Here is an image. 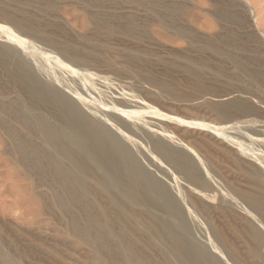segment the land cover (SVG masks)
Returning <instances> with one entry per match:
<instances>
[{"label":"bare ground","instance_id":"1","mask_svg":"<svg viewBox=\"0 0 264 264\" xmlns=\"http://www.w3.org/2000/svg\"><path fill=\"white\" fill-rule=\"evenodd\" d=\"M27 1L24 2L21 0V2H23L22 3L23 7H24V3H27ZM45 1L47 3H50V2H48V0H45ZM45 1L43 0L44 5H45ZM89 1H87L85 3V8L87 6L86 4H88V3L92 6V8L93 7L96 8L97 6H99V3L103 0H101L100 2H98V0H92V1L89 0ZM119 1L121 2V0H119ZM122 1L124 3L126 2L125 5L126 4L129 5L131 2L137 3V1H139V0H122ZM142 1H144V0H142ZM151 1H153V0H151ZM156 1H158V0H156ZM156 1H153L152 3L156 7L154 9L156 12V19L160 22V23H158V22L157 23L159 25L162 24L161 26L164 27V30H167V33L163 32L164 30L163 31L161 30L160 33L163 32V33H165V35L166 34L169 35L168 31L171 30V31H174L173 33H175L178 38L189 39L190 40L189 46L191 45V48L188 51L190 53L192 52L196 55L192 56L193 54L192 55L186 54L185 56L183 55V57H180V53H179V56L177 57V54L174 51L173 52L176 55H173L172 54L173 52L169 50L170 52H168V53L172 52L171 55L176 56V57L171 58V59H168V58L167 59H161L159 57L158 59H153L155 61H152V59L150 60L148 56L151 52H154L155 50L151 51V52H149L150 50H148L149 53H146L144 51L147 55L145 53H142L143 54L142 55V54H140L141 53L140 50L138 51V49H135V47H134V49H133V47L128 48L129 45H127V47H126V45L123 44V45H125L124 47H126V48H123V50L119 51L120 48L123 46L121 43L122 46H120V48H117L116 50L112 51L117 56L116 55L112 56L113 53H111V58L107 57V55L110 54L108 52L113 50V49H111V50L108 49V52L105 53L107 51L106 49L108 47H112V45L114 44L113 42H111L112 40H110L113 35L112 36L110 35V38H108V39L111 42V46H109L110 45V42H109V45H107V48L105 49V51H103L104 50L103 48L106 46L105 45L106 43L104 44L103 40H105V42L108 41L105 38L108 37L109 34H114V33L116 34L117 33L115 35L117 37L118 32L119 33L122 32V35L124 34L123 36H125V35L127 36V37H123V38L128 39L129 36L130 37L134 36L133 40H135V37H136L135 35L136 34H138V35L142 34V36H143L145 29L142 28L143 26L141 27L138 25V27H141V29L142 30L144 29V30L143 31H140L141 29L137 30L138 29L137 26L134 27L135 24L134 25L132 24L130 26H129V24H128V26L127 25L121 26V24L123 25L124 21H123V23L120 24L119 21H117V20L114 21V19H109V17H107L108 23L110 22V24L111 23L113 24L114 22H117V23L119 22L118 24H120V25H118V26H120L121 28L119 27L120 29L118 28V30H117L116 28L118 26L116 25L117 27L115 28L114 27L115 23L113 24L114 28L110 27V24H107V22H105L106 18H103V16L101 15L103 13L100 14L99 11H98V13H97V11L91 12L89 5H88V7H89L88 9H90V12L86 11V10H88L87 8H86V10L84 9L82 11V12L86 11L87 13H90V14H88L87 15L88 17H86V18L84 16H83L84 18L82 17L83 19L81 18L82 20H84V21H82L83 27H81V28L82 29L84 28V31L86 30L85 32H88V31H90V32L86 33L84 35H80V37H82L81 38L82 40L80 38L79 39L83 42V43H81V41H80L81 44H79L82 46L81 49H78L79 47H77V48L75 47L79 41L78 40L74 41V39L72 37L71 38L73 40H71V41H74L75 43L78 41L75 46H72L73 44H75L73 42H72L73 44L68 43L70 41L69 40L70 38L68 39L69 41H67V42L65 40H63L64 42L61 41L62 42L61 43L59 41V43H58V41H56V40L59 39V36L55 34L56 32L53 34L58 36V37L55 36L58 39L51 38L54 36L52 33H50L51 35H53L51 37L48 36L47 34L45 35L43 30L44 31L48 30L47 27L49 26V23H50L49 19L46 18L47 16L46 17L44 16V17L49 22L44 21V19H43L44 17H42V15L40 18L43 19L44 23L42 22V20L38 21L39 15L37 16L35 14V12H33V11L29 12V14H31V16H30V15L26 14L27 12H25V11H27V9H25V11H24L25 13H24L21 10V8L18 6L17 8H19V9L17 10L16 6H15L17 4L16 1L14 2V4L15 3L16 4L13 7L11 6V4L8 3L10 5V6L8 5V8L9 7L10 8L15 7L14 10L19 11V13L21 12L22 15L17 16L16 12H14V10L12 8H11L12 11L8 10V8L7 9L3 8V6L0 9V19L2 20V23L4 21H5V23L8 22V24L12 23V25H14L16 30L19 31V34L17 35L18 32L17 33H16V31L14 32V28L12 27L13 28L12 29L8 25L9 30H8V28L3 29L4 31L7 29L9 31V32H7V30H6V32L8 34L10 33L11 30H13L12 33L14 32L13 34L14 35L16 34L17 36H19L20 33H24L23 35H26V34L32 35L30 37H36L37 38V36H33V35L34 34L38 35L43 41H46V43L47 42L51 43V46H53L54 44L58 45V48H56V49L62 50L63 51L62 53L64 55L68 56L67 59L70 57L72 60H74L73 61L74 63H75V61L81 62L80 64H82V65H80V66H81L82 70H79L80 68H79L78 64L77 65H74L72 63L70 64L69 63L70 61L68 62L67 60H64L59 55L60 51H57V53L52 52V51H46L47 49L44 50L43 48H41L39 46L40 44L39 45L37 44V45L39 46V48H41V50H35L34 54H30L32 50L34 51V47H36V46L33 47V45L37 43V42L34 43V41L31 42V43H33V45L30 46V48H29L30 53L28 50V53L30 54V56L33 55L32 58L36 59V57H34V56H37V57L39 56L40 57L39 60L40 59L44 60L45 58H46L45 60H47V61H48V59H51L53 61L55 60V61H57L58 64H60L57 66L60 67L61 65H63V67L65 69H67V70L69 69L68 72L71 70V73H75L76 75L78 74V76L84 72V76H85V74H89L91 76L90 78L94 77V79H97L99 81L101 79L106 80L105 83H108L109 81H111L110 80V78H112L111 75L118 76V78L120 77V79H122L124 77V79H129V81L133 80V79H130V77H132V78H134V80L136 79L135 80L136 83L138 82L140 84V86L141 85L143 86V87L141 86L142 88H146L145 93H143V92L136 93L132 90H131V92L124 90L123 93H121V91H120V92H118V94L121 93L120 94L121 97H120V95H119V97H115V95L113 94V91L111 93V96H109L110 94L104 90V88H105L104 85H106V84H104V85L102 84L104 86V88H101V87L96 88V89L94 88L97 91V92H95V94L96 95H98L97 93L100 94L99 100L101 102L99 103V101H97V100L94 101L96 99V96L94 98H92V99H94L93 101L95 103L98 102V104H100V107L102 108V110H104L106 112H111V113L113 112L115 115L117 114V118H118V120H114L108 116L109 114L105 115L104 114L105 112L104 113L102 112L101 114H103V117H104V120H106L105 121L106 123H103L102 126H97V125L93 124V122L89 119L87 114L81 109V107H83V106H81V105H80L81 107L79 106V102H80V104L81 103L85 104V102L87 103L89 101L88 97L91 96L90 94H92V92L95 91V90L92 91L93 86H91L92 87L91 89L89 88L91 83L89 85V83L85 81L88 79V76H86L87 79L85 77H84L85 79L83 78L85 82L82 80H81V82H83V84L85 83L84 85H86V83L88 84V86H86V87H88L91 90L90 91L91 93H89V91H88L89 89L85 88V86H84L83 87L84 89H88V90H86L88 92L84 91L85 95L83 94L84 93L83 91H82L83 93H81V89H80V91H78L79 89L78 90H72L70 88H69V90L71 92H68L70 95L69 96L65 95L67 93V91L64 94L63 92H60L61 89L59 90V89L52 87L50 85L49 86L46 85L44 82H42L44 79L41 80L39 78V76L37 77L31 71L32 69H30L31 67H29V65H28L29 62L27 63L26 60L23 58V56H25V58H26L29 55L28 53L26 54L27 50L21 51L22 49H26L25 45H28L27 43L31 44L30 42H27L26 44L23 43L25 36L24 37L22 36L23 39L18 38V37L16 39V37L11 35V33L9 35L6 34V37L7 36L14 37L15 40H17L18 45H16V48H15L13 41H12V40H14V38H13L10 40L12 41V44H13L12 46L14 48L11 46V48H9L7 50L4 47L0 46V143L2 142V145L6 146V147H3L4 151L7 150L5 152L6 153L5 157L8 154L12 158V160L7 158V159L11 160V162L9 161L10 164L15 165L16 163H18V167L20 166L19 168H17L18 170H16V168L14 170V172L20 170L19 173L16 172V174L18 173V175H17L18 177L15 176L14 175L15 173L13 172V175L16 177V179L19 178L18 180L22 182L23 179H20V177L23 176L26 179V181L29 180V183L28 182L25 183V179H24V183L22 182V184H24L25 186L21 185V186H23V188L20 187V185H18V187H20L18 189L13 188L14 186L12 188H13V190L17 189L19 191H24V188H27L26 184L33 185L34 184L33 181H35L36 182L35 187L34 186H32V188L30 186L29 187L31 188L32 192L33 191L36 192L35 191L36 188H38V189L40 188V190L42 188V190H43L42 192H40V190H39V193H40L39 196L44 201L45 206L42 203L43 201H39V198H37L38 202H36L37 200L34 199V197H36V196L31 194L32 192L29 193L31 191L29 187H28V189L30 191L25 190L24 192L26 193L27 191H29L28 192L29 194L27 195L28 197H29V195H30V197H31V195L34 196V197L32 196L33 198H31V199H34L36 201H33L32 203L36 202V203H38V205L40 203H42V205L45 207L44 209L47 211V214L49 213L51 215L50 216L48 214V216H50V217L53 216L54 221L56 218V220L61 224V227H63L65 229V231H63L64 229L62 228L63 230L61 229V232H63V233L59 232L60 231V229H58L59 227H57V229L59 231L56 230L55 225L57 222L56 223L54 222L55 225L53 226L55 231L51 230L53 227H50L51 225L48 224L50 222L51 218L49 219V222L47 221V223H46V221L43 220V218L46 217L45 216L42 218L43 221L38 220V222H36V220H35L36 223H33L34 225H36V228L39 231V234L37 232L34 233L36 231L35 228H34L35 230L33 229L34 232L29 228L30 224L32 226V223L30 221H29L30 224L27 223V225L29 226L27 228H29L31 230V233L28 231V229H24L25 227L24 228L20 227L22 229L19 228L20 230H22V232L24 229L25 230L24 233L27 231L29 233L28 235L30 237L28 236L29 237L28 241H25V243H24L23 242L24 240L21 241V239L18 238L19 235H15V233H16L15 231H14V233H10L9 238H8V236L4 235V230L6 232L7 228L14 223L8 225V227L6 226L5 229H4V227H5L4 224H2V225L0 224V226H2V227H0V264H21L22 262H25V260H26V262L28 260L29 261L32 260V262H33V261H35L34 259H36V258L38 259L39 257H40V261H41V259L43 260V257H44V260H43L44 264H70L71 260H72L71 257L73 258V256H71L69 258L71 260L68 259L70 261V263H66V261H68V260L67 259L65 260V258H68L69 254L65 251L68 254V255H65V252H64V248L65 249L68 248V244H70V246L74 245L75 247L77 246L76 244H79V247H80V245L85 246L84 248H85V251H87V252L85 253V251H84V253L86 255V259L88 261V264H222V262L213 258V256L211 254H210L211 255L210 256L206 251H204L203 247H202L203 249H201L198 247L199 245L195 246V245L191 244V241L189 242L186 239L187 236L185 237L183 234L176 232V230L174 229L175 226L172 225L173 223L170 224V222H171V220L175 221L173 218L177 219L178 222H180V223L182 221V220L180 221V218L182 219V217H180L181 216L180 214L182 212L177 207V204H176L177 202L175 203V201L172 197V194L170 193V190L167 188V186L163 182H161L159 178H157L158 175L155 176L153 173H151V171L147 170L146 168H144L141 165L139 158L136 156V154L132 151V149L128 146L127 143L125 144L124 138L128 139L129 137L128 138H126V137L130 136L131 139L132 138L137 139L136 141L139 142L138 145L141 144V146L144 148V151L146 149L145 152L148 151L147 153H150L153 155V156H151L152 159H154V157H155L158 160H156V159H154V160L161 161L162 164L164 163L165 165H163V167L165 166L164 167L165 169H167L166 167H169L168 173L163 172L161 170L162 171L161 173H165V176L167 179L171 180V178H173L175 176L179 179V181L181 179V180H184L185 182H187V184L189 185V188H191V190H193V192L195 194L198 193V196H201L205 199H207V198L212 199L214 196H211V194H212V193H210L211 191L209 193L204 192L205 189L209 190V188H210V183L206 180V179H209L212 177L209 175L210 177L208 178V176L206 175V173H208L207 171H209L210 169L208 170L207 165H206L207 162H205L204 159L199 154L198 151H200V149L197 150L198 148L207 147V146H205L206 144L204 145L201 142V140H199V141L197 140V136L205 135V134L204 133L193 134L192 131H191V133H189L190 130L188 131L184 127L185 125L187 126L188 124H191V126L193 125L195 128L201 129V128L205 127V125H207V124H205L206 121H205V123L200 124V122H199L200 120L198 121L197 118H194L195 120L197 119L196 122H193V121L190 122V120L193 118H190V117L185 118L186 116L181 117V115L178 111H180L179 109L182 110V108H186L190 111L191 110L193 111V110H198L199 107H202V108L205 107L207 112H209L210 114H213V116L217 119V121L220 122V124L219 123L217 125L215 124L216 126H213L214 125L213 123H212L213 124L212 126H210L211 124H209V126H210L209 129L211 131H213L211 133L209 132V135L211 134L214 137H215V135H220L221 133H224L223 131L226 128L227 129H229L230 127L233 129L236 128L235 127L236 122H234V121L238 117H250L253 115L256 116L257 114H259L258 116H260V114H262V113L264 114V110H262V109H264V107L262 108V106H261L260 108H258L259 105L256 106L257 104L256 105L252 104L251 101L247 100L246 98L235 99V100H230V98H228V100H230V101L224 99L226 96H230V94L228 95V93L224 94L226 92L225 89H227V88H225L224 85H227V84L230 86L229 87L230 90H233V91L237 90V91H240V93L243 92L244 94L248 93V92H246L247 88H246V91L243 89L242 83L245 82L244 77L249 79V81L251 80L252 83L256 87L257 86L258 87H264V50H263L264 48L261 50L258 48V45H257V47H254V45L257 43V44H260V48H261L262 46H264V41H263V39H260L257 32L256 33L251 32L248 35V38H249V41L252 42V44H253L252 48L248 49V47L246 48V47L238 46V45H236L235 40L232 37H229V34H231L230 36H232V33H230L231 32L230 30H229L230 31L229 32L226 29V28H228V26L224 28V29H226L224 31L225 33H226V31L229 32L228 36L225 35V33L223 34V36H220L216 33V35L213 34V36L212 37L210 36L209 38H205V36L202 35L203 36V39H202V37L197 35L196 32L195 33L192 32L193 30L190 28L192 25L189 27L191 30L187 28L189 25H187V27L183 25L186 28L180 26L182 23L180 25H178L179 21L177 19V15H178V17L180 15L177 12L179 11V9L181 7L178 6V4L176 3L177 0L176 1L173 0L172 1L173 4H169L171 6L170 7L168 6L167 8L165 7L166 5H164V3H166L165 1H167V0H165L163 4H162L163 0L160 1L161 3L160 2L157 3ZM174 1H175V3H174ZM217 1L218 0H216V3L219 4V2H217ZM220 1H221L220 4L222 3V5H223L222 0H220ZM226 1L229 3V0H226ZM21 2H18V4L21 5ZM31 2L28 1V4H26L25 7L27 5L30 6L29 3H31ZM39 2L40 1L38 0V3ZM41 2H42V0H41ZM83 2H85V1H83ZM115 2H117V0ZM115 2H113V4H115V6H116ZM169 2L171 3V0L168 1V3ZM213 2H214V0H213ZM224 2H225V0H224ZM235 2L236 1H233L232 4L234 5ZM263 2L259 3L257 5L263 4ZM2 3H6V6H7L6 1H3ZM52 3H54V2L51 1V4H47L44 7L41 4L44 9L41 6H38L37 8H40V9L42 8L43 10L38 9L36 11H44L45 10L50 14H52L51 12H53V15H54L55 14L54 8L56 5H54ZM57 3H58V1H57ZM104 3H107V1L105 2V0H104ZM228 3H226L227 6L229 5ZM58 4H60V3H58ZM119 4L122 5V2ZM141 4H142V6H144L143 3H141ZM180 4H181V2H180ZM215 4H213V5H215ZM3 5H5V4H3ZM173 5H176L179 8L176 6H173ZM254 5H255V3H254ZM254 5H252V6H254ZM34 6H32V10H33ZM106 6H107V4H106ZM117 6H118V3H117ZM122 6H124V5H122ZM154 6H152V7H154ZM238 6L239 5H237V8H238ZM243 6H244V4H243ZM82 7L84 8V6H82ZM82 7L80 8L81 10L83 9ZM100 7L102 8V4L99 6V8ZM152 7H151V9H152ZM216 7L217 6H215V8ZM26 8H28V7H26ZM145 8H146V6H145ZM29 9H30V7H29ZM29 9H28V11L31 10V9L30 10ZM123 9H124V7H123ZM177 9H178V11H177ZM220 9H221V7H220ZM93 10L95 11V9H92V11ZM154 10L152 9L151 11L154 12ZM164 10H166L167 12H165ZM200 10H202V9H200ZM231 10L232 9H230L231 13H228L223 9V10L219 11L218 15H219V17H221L223 19H227V20L232 21V22L233 21L238 22V24L241 23L239 25V26H241L242 22L239 23V21H241V20L243 21V19L239 20L238 19L239 16H237L236 14H233L234 12ZM257 10H258V8H257ZM45 11L43 13H45ZM57 11H58V9H57ZM151 11L149 13H152ZM33 13L36 15V16L35 15L34 16L38 20L32 16ZM43 13H39V14H43ZM119 13H121V12H119ZM119 13H117V14H119ZM215 13H217V11L216 12L214 11V14ZM259 13H258V15H260ZM37 14H38V12H37ZM129 14H130V17L133 18V16H131L132 14L131 13H129ZM211 14H213V13H211ZM253 14H251V15H253ZM55 15L58 17V14H55ZM100 15L105 20H103L100 17ZM104 15L106 16V14H104ZM111 15L113 17L114 13L113 14L111 13ZM111 15H110V17H111ZM119 15H117V17ZM85 16H86V14H85ZM126 16H127V14H126ZM126 16L123 18L126 19ZM184 16H186V15H184ZM149 17H150V15H149ZM52 18H54V17H52ZM119 18H120V16H119ZM119 18H117V19L118 20L123 19V18H121V19H119ZM150 18L154 19L155 17H150ZM208 18H210L209 15H208ZM50 19H51V16H50ZM56 19H57V21H59L58 18H56ZM56 19H54V20L56 21ZM127 19L130 20L129 16H127ZM127 19L125 20V22H127ZM146 19H148V17ZM248 19H247V21L246 20H244V21H246V23H248ZM109 20H113L114 22L109 21ZM133 20L134 19H131L130 21H132V23H134ZM148 20H150V19H148ZM199 20L200 19H198V21ZM204 20H205V18H204ZM220 20L221 19H219V18L217 19L218 22ZM251 20L249 23H251ZM229 21H225V22L227 23ZM254 21H256V20L254 19ZM103 22H105V24H107L108 26H104ZM153 22H156V21L153 20ZM225 22H223V23H225ZM258 22H262L264 24V17L261 20H259ZM54 23L56 24V22H54ZM54 23H53V26H54ZM61 23L59 24L60 26L63 25V23L62 24ZM220 23H221V21H220ZM229 23L232 24L231 22H229ZM46 24H47V26H46ZM125 24H127V23H125ZM149 24L151 25L150 22H149ZM158 24H156V25H158ZM204 24H203V26H204ZM248 24H247V26H248ZM56 25H58V24H56ZM5 26H7V24ZM45 26H46V30L44 29ZM50 26H52V23L50 24ZM60 26L59 27L56 26V27L62 33L61 35L66 36V38H67V34L64 32L65 30L63 28L61 29ZM161 26H159V27L162 29ZM207 26L209 27V24ZM253 26H254V22H253ZM256 26H254V28ZM54 27H52V28L54 29ZM91 27H93V28H91ZM208 27H206V28L210 31V29ZM220 27H221V25H220ZM57 28H55V29H57ZM90 28L92 30H90ZM206 28H204V30ZM217 28H215V29H217ZM222 28H223V26H222ZM240 28L243 29V26H241ZM93 29H94V31H93ZM146 29H148V28H146ZM207 29L205 31H207ZM228 29H231V28H228ZM232 29H234L233 26H232ZM242 29H240L241 32H242ZM247 29L249 30V28H247ZM50 30H49V32H51ZM59 31L57 32L58 34L60 33ZM91 31H93V32H91ZM139 31L141 32V34H139ZM233 31L234 30H232V32ZM49 32H46V33L49 34ZM212 32H214V31H212ZM238 32H240V31H237V33ZM246 32L247 31L245 29V32H242V34L246 33ZM261 32L263 33V29L261 30ZM28 33H33V34H28ZM104 33H108V36L105 37L104 35H107V34H104ZM220 33L222 35V32H220ZM258 33H259V31H258ZM262 33L260 35H263ZM147 34H144V35H146L145 38L147 37ZM3 35L5 36V34H3ZM68 35H70L69 32H68ZM75 36H76V38H78L76 34H75ZM75 36H74V38H75ZM102 36L105 38H102ZM116 37H114V38H116ZM138 37H136V39L138 38L137 40L140 39V36H138ZM27 38H28V36H27ZM63 38H65V37H63ZM20 39L22 41H20ZM28 39H30V38H28ZM122 39H121V41L125 40V39L124 40H122ZM182 39H181V41H182ZM38 40H40V39H38ZM38 40L36 39V41H38ZM244 40H241V41H244ZM26 41H28V40H25V42ZM31 41H32V39H31ZM245 41L243 42V44L247 42V41L246 42ZM249 41L247 42L248 44H249ZM8 42L11 43L10 41H8ZM40 42H42V41H40ZM9 45H11V44H9ZM79 45H77V46H79ZM130 45H132V44H130ZM135 45H137L136 47L138 48V44H135ZM17 46L22 48V49H20V48L18 49ZM118 46L119 45H117V47ZM234 46L236 47L237 51L231 52L230 48L231 47L233 48ZM48 47H50V45ZM113 47H116V46H113ZM31 48H33V49H31ZM54 48H52V50ZM142 48H144V46ZM42 49H43V51H42ZM116 51H118V52L116 53ZM156 53L157 52H155V54ZM249 53H251V54H249ZM14 54H17V56L19 55L21 57V60H18V59H20L19 57L17 58V61H16L15 57H14L15 59H13L12 56ZM155 54H154V56H156ZM160 54L163 55L161 52H160ZM157 55L159 56V53ZM165 55L167 56V54H165ZM30 56H28L27 60L30 59ZM166 56H165V58H166ZM42 57H43V59H42ZM35 59L33 61H35ZM117 59H119V61L121 59L123 61L124 65H126V66L123 67L122 65H120L123 68H119L118 67L119 64H118ZM39 60H36V62L37 61L39 62ZM50 61H48V62H50ZM40 63H38V64H40ZM44 63L43 64L41 63V64L44 65ZM57 63L55 62V64H57ZM47 64H50V63H47ZM160 64H162V66L164 68L161 70V71L164 70L163 76L161 75V74H163V72H161V74L156 72L157 70H159L162 67V66H160ZM83 65H84V67L85 66L86 67L92 66V67H97V68L101 67V66L105 67V65H106L107 69L109 68L110 73H112V74H110L111 77L109 78V77L105 76L104 73L109 72L107 70H104L106 72H104L103 73L104 76H102L101 70H103V69L99 68L100 70H98L96 68L99 72L101 71L100 72L101 76H99V75L95 74V72L92 73L91 71L89 72L88 70H83V68H82ZM156 65H158L160 67L159 68L157 66L159 68L157 70L155 69ZM228 65L229 66L232 65V67H234L232 69L233 70L235 69L238 72L236 73L234 71L233 72L234 74L231 75L232 72L228 70V68H229ZM36 66L38 68H40L37 64H36ZM44 68H46V67L41 68V70H44ZM64 68H62V69L64 70ZM77 68H79V69H77ZM52 70L54 71L53 68H52ZM90 70L93 71V69H90ZM94 71H96V70L94 69ZM211 71L215 72L219 76L217 78H209L210 80H213V82L212 81L208 82L206 80V76L211 75L212 74ZM228 71L231 74L228 73ZM50 72L48 71L49 74H50ZM55 73L56 72H53L52 74L55 75ZM156 73H158L159 75ZM75 74H74V76H76ZM157 75L162 76V77L159 78ZM55 77H57V76H55ZM80 77H83V75H81ZM90 78L88 79V81L92 82L93 79L91 81ZM222 78L223 79L229 78V80L231 79L234 83L228 81V83L226 84L227 81H222ZM55 80H58V78H55ZM104 80H101V81H104ZM59 81H60V79H59ZM72 81H74V80H72ZM114 81H111V83H113ZM94 82H92V83H94ZM117 82H119V81H116L115 84H118ZM66 83L67 82H65L64 85H67ZM68 83H70V82L68 81ZM72 83H74V82H72ZM126 84H128V83H126ZM250 84H251V82H249V85ZM59 85H61V84H59ZM129 85H131L130 82H129ZM96 86L98 87L99 85H96ZM119 86H120V84H119ZM132 86H134V85L132 84ZM250 86H252V85H250ZM136 87H139V86H136ZM106 88H107V86H106ZM111 88L114 89L113 87H111ZM253 88H251V92H253ZM6 89L9 91H12L13 95L16 94V97L14 98L13 96H10L9 93H7L8 91L6 92ZM120 90H122V89H120ZM248 90L250 91L249 88H248ZM62 91H64V89ZM137 91H139V90H137ZM6 93L8 94V96H7L8 98L5 96ZM86 93L87 94L89 93V95H86ZM232 93L233 92H231V94ZM257 93L261 94L260 90H258ZM248 94L250 95V93H248ZM92 95L94 96V94H92ZM254 95H256V94H254ZM254 95H251V96H254ZM86 96H88V97L85 98ZM257 96L258 95H256V97ZM9 97H13L14 99H11V98L9 99ZM107 97L111 99L108 102H106V99H105ZM206 97L217 98V100L209 101L206 99L202 103L197 102L201 99L202 100L205 99ZM259 98H261V97H259ZM87 99H88V101H87ZM92 99L90 97V101ZM163 99L173 101L174 102L173 107L175 106V108L177 109L176 112H167V110L166 111H164L163 109L161 110L160 109L161 107L158 108L157 106L163 105V103H164V102H162ZM92 102H90V103H92ZM161 103H162V105H161ZM261 103L264 104V102H261ZM165 104H167V103L165 102ZM85 105L87 108L89 107V106H87L88 104H85ZM94 106L96 107V105H94ZM167 106L171 107L172 105L170 106V104L169 105L167 104ZM162 107L164 108L165 106H162ZM43 108L44 109L48 108L46 110L52 109L54 114H50L48 111V113H49L48 115H53L54 117L51 116L53 118H50V116L49 117L45 116L43 114L45 112H43V113L41 112V109H43ZM95 109H97V108H95ZM88 110H90V109L88 108ZM98 111H100V110L98 109ZM111 113H110V115H111ZM89 114H90V112H89ZM46 115H47V113H46ZM99 116H100V114H99ZM113 116L114 115H111V117H113ZM188 119H190V120L187 121ZM262 119H264V117ZM202 122H204V121H202ZM107 123H109V125ZM207 123H209V122H207ZM244 123H245V121H244ZM259 124H261V123H259ZM188 126H189V128L188 127L187 128L190 129L191 126L190 125H188ZM110 127L113 129V131ZM114 128L119 130L122 133V135L120 133L119 134L118 133L116 134V132L114 133V131H116ZM209 129H208V131H209ZM227 129L225 130V133H227ZM229 130L231 131L232 129H229ZM208 131H206V132H208ZM246 133L248 134V132H246ZM118 135H120V136H118ZM195 135H197V136H195ZM227 135L223 134L222 137L224 136V138H225V136H226L227 138L228 137L231 138L230 135L229 136H227ZM236 135H238V133ZM194 136L196 138H194ZM31 137L32 138L35 137L34 139H37V142H36V140L31 142V140H30ZM200 137L203 138V136H200ZM205 137H206V135H205ZM216 138L218 139V137H216ZM233 138L234 137L231 138L232 141H235V138L234 139ZM231 139H230V141H231ZM260 139H262V138H260ZM228 140L229 139L225 140V142H228ZM257 140H259V139H257ZM127 141L130 142L131 140H127ZM136 141H134V144H133V142L131 144L135 145V143H137ZM210 141H212V140H210ZM237 142H236L237 143L236 145H238L239 143L241 144V141L238 140ZM212 143H215V142L213 141ZM229 143L232 145L231 142H229ZM242 144H244V143H242ZM245 144H246V142H245ZM248 144L249 143H247L246 145L248 146ZM138 145L135 148H137ZM219 145H221V144H218V146ZM251 145L253 146V144H251ZM218 146H216L217 149H219ZM235 146H234V148H236ZM240 147H243V145L242 146L238 145L237 148L240 150L241 149ZM0 148L2 149V147H0ZM139 148H137L136 151ZM143 148H142V150H143ZM207 148H209V145ZM210 148H212V147H210ZM213 149H214V147H213ZM249 149L251 150V148H249ZM208 150L209 149H207V151ZM244 150H245V148H244ZM210 151L211 150L208 151L209 156H211L212 153H214L213 152L214 150H212L211 153H210ZM139 152H141V151H139ZM139 152L137 154H139ZM215 152H216V150H215ZM240 152H241V150H240ZM244 152L242 154H244ZM248 152L250 153L251 151L248 150ZM248 152H245V154ZM251 153H253V151ZM2 154H4V152H2ZM150 154H149V156H150ZM217 154H218V152L216 153V155ZM228 155H230V153ZM232 155H231V157H232ZM249 155L250 154H247V156H249ZM253 155H254V153L250 156H253ZM205 156L207 157V152H206ZM205 156H203V157H205ZM233 156L235 158V155H233ZM7 157H9V156H7ZM151 157H149V159ZM212 157H214V156H212ZM217 157H219V156H217ZM260 157H261V155H260ZM216 158H215V160H216ZM227 158H229V157H227ZM13 159H14V161H13ZM152 159H151V161H152ZM219 159L217 158V160H219ZM222 159L224 160V158H222ZM222 159H221V161H217V160L216 161L221 163ZM229 159H227L225 161H226V163L231 164L228 162ZM211 160H209V161H211ZM231 160H232V158H231ZM15 161H16V163L13 164L12 162H15ZM225 161H224V164H226ZM251 161H252V159H251ZM155 162H153V163L155 164ZM161 163H160V165H161ZM234 163L237 164V161H234ZM248 163H246V164H248ZM259 163H262V162L259 161ZM0 164L3 165V161ZM5 165H7V162L5 163ZM263 165H259V166H261L260 168H262ZM161 166H160V168H162ZM209 166H211V164L209 165V163H208V167ZM214 166H215V163H214ZM219 166H221V165L219 164ZM228 166L229 165H227V169H228ZM233 166L234 165H232V167L231 166L230 167L233 168ZM248 166H250V163ZM251 166H253V165H251ZM5 167L6 166H4V168ZM234 167H236V166H234ZM241 167H242V165H241ZM243 167H244V164H243ZM220 168H218L219 171H220ZM225 168H226V166H225ZM225 168H223V169H225ZM201 169H202L204 175L202 174ZM216 169H217V167H216ZM235 169H237V168H235ZM252 169H253V167H252ZM228 170L225 169V171L227 172L226 174L229 175V173L232 170L229 171V173H228ZM240 170H243V169L240 168ZM248 170L250 171V169H248ZM212 171L214 173V170H212ZM219 171H216L215 173H217ZM236 171L239 172L238 169ZM246 171H247V168H246ZM234 172H232V173H234ZM258 172L253 171L249 174L250 179L253 181V184L255 183L256 185L257 184L260 185V182L262 181V177L264 176V173L262 176H260L261 174L259 175ZM262 172H264V171H262ZM9 173H11L10 174L11 177L15 178L12 175V170ZM222 173H224V172H222ZM237 173H236V177H239L237 175ZM244 173H246V172L244 171ZM248 173H246V174L248 175ZM2 174H4V172ZM19 174L20 175L22 174V175L19 177ZM226 174L225 175L222 174V175H224L226 177ZM10 175H8V177ZM162 175L164 176V174H162ZM172 175H173V177H172ZM231 175H233V174H231ZM231 175H229V178ZM218 176L219 175L217 174V177ZM219 177L221 178V176H219ZM233 177H234V175H233ZM233 177H231L230 179H232ZM0 178H2V177H0ZM247 178H245L246 181L248 180ZM30 180L31 181L33 180V181L30 182ZM175 180H173V181H175ZM225 180L226 179L224 178V181ZM237 180L238 179L235 180V183L238 182ZM9 181L11 182V180H8V182ZM14 181H12V182H14ZM176 181H178V180H176ZM230 181L232 182V180H230ZM230 181H228V183ZM248 181H250V180H248ZM8 182L6 181L5 183L9 184ZM239 182H240V180H239ZM241 182H240V184H241ZM243 182H244V178H243ZM15 183H17V182L15 181L14 185H15ZM232 183H229V185ZM1 184H2V181H1ZM36 184H38V185H36ZM237 184H239V183H237ZM245 184L248 185L247 182ZM250 184L248 186L251 187L252 184L251 185ZM3 185H4V182H3ZM7 186H9V185H7ZM15 186L17 187V184ZM253 186L254 185H252V187ZM178 187L180 188V185ZM178 187H177L176 191L181 195L183 192L180 191V189ZM216 187H217V185H216ZM233 187H236V186L233 185ZM240 187L238 186L239 190L236 189L238 191H236V190H235L236 192L233 191L234 193L232 195L235 196V198H236V200H238V202L240 201L241 203H243L244 207L246 205L249 207H252L257 212V214L260 216V218H262L261 220H263V223H264V195H261V194L259 195L258 193L255 194V193L251 192L250 190L248 191V189H245L247 187L244 188L246 191H243L242 188L244 186L242 188H240ZM20 189H22V190H20ZM240 189H242V190H240ZM9 190L12 191L10 186H9ZM9 190H7V191H9ZM187 190H189V189H187ZM217 190H218V188H217ZM225 190L226 189H224V191ZM226 191L228 193V189ZM16 192L18 194V191H16ZM4 193L5 192H3V194ZM227 193H226V195H227ZM6 195L8 196V194H6ZM19 195H22V194L20 193ZM24 195H26V194L23 193V196ZM180 195H179V197H180ZM183 195H184V193H183ZM189 195H188V198H189ZM186 196H187V194H186ZM216 196H217V194L215 195V198H216ZM8 197H6V198L8 199ZM19 197L16 196V197H12V198L17 199V200H19L20 198H23L22 196L20 198ZM25 197L26 196H24V199H25ZM177 197H178V195H177ZM190 197H192V196H190ZM29 198H28V201L29 200L32 201ZM24 199H22V201H24ZM184 199H185V197H184ZM26 200H27V198H26ZM198 200H200V199H198ZM219 200H221V199H219ZM231 200H232V198H231ZM19 201H21V199ZM19 201H17V202H19ZM207 201H209V199ZM6 202L7 201H5V203ZM21 202H19V203L21 204ZM183 202H184L185 207L188 210V212L192 213L190 206H188V202H186V201H183ZM221 202H223V201H221ZM3 203H2V206H3ZM191 203H192V200H191ZM194 203H196V202H194ZM207 203H210V202H207ZM241 203H240V205H241ZM26 204L29 205L28 202H26ZM181 204H179V205L182 206ZM184 204H183L182 208H184ZM203 204L205 205V206H203L205 211L204 210L203 211L206 212V213H204V212L203 213L206 214V216L208 217V215L211 213L209 211V209L211 210V207H209L210 205L208 206V204H206V203H203ZM213 204H214V200H213ZM13 205H15V202L13 203ZM13 205H11V206H13ZM21 205H23V203ZM21 205H20V207H21ZM31 205L32 204L30 203L29 208ZM34 205H35V203L33 204V206ZM40 205H39V207L42 208V205L41 206ZM214 206H215V204H214ZM14 207H17V205ZM35 207H38V206L35 205ZM35 207H34V209H35ZM39 207L36 208L38 210H35L36 212H39V213L35 214L36 216L37 215L39 216L40 214L42 216L44 214V213H42L43 209L39 210ZM4 208H7V206L5 205ZM25 208H28V207L25 206ZM32 208H30L31 212H29L30 210L27 212V215L30 213L32 215V210H34ZM243 209H245L243 211H245V213H246L247 209L246 208H243ZM218 210H219V207H218ZM235 210L232 207H228L226 209L220 210L218 212L219 213L218 215L222 219L223 218H230L231 216L236 217L238 215L236 214L237 212L235 213ZM251 210L249 209L247 214H250L249 211H251ZM40 211H42V212H40ZM2 212H3V214L5 213L4 211H2ZM207 213H209V214H207ZM216 214H217V212H216ZM24 215H26V214H24ZM27 215H26V219L30 216V215H28V217H27ZM199 215H200V213H199ZM254 215L252 212V216H254ZM32 216L35 217L34 215H32ZM196 216H197V214H196ZM245 216L246 215H244V218H245ZM247 216L251 217V215H247ZM4 217L5 216H3V218ZM22 217L24 218V216H22ZM40 217H38V218L40 219ZM216 217H218V216H216ZM242 218H243V216L241 217V219ZM244 218H243V221L245 220ZM254 218H255V216H254ZM237 219L238 218L236 217L235 221ZM252 219H253V217H252ZM33 220L31 218V221H33ZM213 220H214V217H213ZM230 220H232V218H230ZM1 221H2V219H1ZM52 221L50 222V224H53ZM225 221H227V220H225ZM235 221H234V223L236 225ZM3 222H5V221H3ZM24 222H23V224L26 225V223H24ZM228 222H229V220H228ZM8 223H11V222H8ZM59 223H57V225H59ZM176 223H174V224H176ZM225 223L226 222H224V224ZM263 223L261 222L262 225H263ZM237 224H238V222H237ZM46 225L47 226L49 225L48 228L49 227L51 228V229H49V231L51 230V232L48 231V228L46 230V231H48L47 233H51L50 235H48L46 233V231H44ZM176 225H178V223ZM221 225H222V223H221ZM230 225L233 227L229 226L227 228V227L223 226L224 228L223 227L219 228V226H218V232L215 233L223 241L224 245L227 246V249L231 245H233V244H230V242L227 240V238L229 237L228 235H230L232 237L235 236L236 238H241V239L244 238L245 248H243V249L246 250L245 257H248V260L251 259L253 264H264V250H263L264 233H262L260 231L258 232L250 224L245 225L244 228H240V225H239V227L236 225L238 228H235L234 224H230ZM33 227L34 226H32V228ZM214 229H215V227H214ZM261 229H262V227H261ZM9 230L11 231V227H9ZM56 231H57V233H61L64 235L67 234V236L70 237L72 241L69 240L70 242H68L67 240H65V239H67V237H65V239H64V235H61V234H59V235L63 236V238H61V236H58V234H56L57 236L52 235L53 233H56ZM180 231H182V230H180ZM183 233L186 234L185 232H183ZM187 233H189V232H187ZM12 234H14V237L12 236ZM17 234H21V233H17ZM208 236H209V234H208ZM209 237H211V236H209ZM214 237H216V236L214 235ZM20 238L25 239V238H23V236ZM229 238H231V237H229ZM211 239H212V237H211ZM241 239H238V240L241 241ZM208 240H210V239H208ZM237 242L238 241H236L235 243H237ZM238 244H239V242L237 243V245ZM156 246L163 247L162 249L164 251L163 252V258H161L160 255L154 253L155 256L158 255V257H160L159 260H155L154 258H152V256H151L152 254L150 255V253H148V250L149 249L151 250V247L155 248ZM242 246H244V243L242 244ZM213 247H214V243H213ZM231 247H233V246H231ZM239 247H241V246L239 245ZM239 247L237 246L235 248L236 251H237V248H239ZM81 248H82V246H81ZM216 248L217 247L215 244V249H213V250H216ZM217 249H220V248L218 247ZM68 250H69V248H68ZM73 250H75V249H72L68 252H72ZM79 250H80V248L77 249L76 253H78ZM155 250H159V249H155ZM230 250L228 249V251H230ZM81 251L79 253L80 255H81ZM151 251H153V250H151ZM220 252H222V251L220 250ZM232 252L234 253V251H232ZM41 253H43V255H45V256L41 255ZM237 253H239V252H237ZM243 253H245V251ZM38 255H39V257H38ZM40 255L43 257L41 258ZM66 256H68V257H66ZM234 257L238 258L237 256H234ZM155 258L157 259V257H155ZM73 259L75 262L76 261L75 258H73ZM222 259H223V257H222ZM225 259H226V257H225ZM79 260H77V261H79ZM81 260H83V258ZM237 260L239 263V259H237ZM242 261H244V259ZM223 262H225V261H223ZM227 262L230 263L229 261H227ZM76 263L78 264L79 262H76ZM76 263H74V264H76ZM27 264H28V262H27ZM246 264H248V263H246Z\"/></svg>","mask_w":264,"mask_h":264},{"label":"rangeland","instance_id":"2","mask_svg":"<svg viewBox=\"0 0 264 264\" xmlns=\"http://www.w3.org/2000/svg\"><path fill=\"white\" fill-rule=\"evenodd\" d=\"M1 2V4H0V9L2 8V6H3V8H8V5L9 4H11V6L13 7L15 4H14V2L16 1L17 2V4H18V2H21V0L19 1V0H0ZM3 1H6L7 2V6H6V3H2ZM12 1V2H11ZM22 1H24V2H26L27 0H22ZM28 1L29 2H31V3H29L30 4V6H26V7H28V8H26L25 7V5L26 4H28ZM27 1V3H24V7L22 6L23 4V2H21V5L20 4H16L15 6H16V9L18 10L19 8H17L18 6L21 8V10L24 12L25 11V9H27V11H25V12H27L26 14H28V15H30L31 16V14H29V12H35V14L38 16V19L35 17L36 15L33 13L32 14V16L34 17V18H36L38 21H41L42 20V22L44 23V21H46V22H49L50 21V23H49V26L47 27V29L48 30H46V26H47V24H46V26H45V30L46 31H44L43 30V32H44V34L46 35H48V36H53V37H51V38H53V39H58V38H56V37H58L59 36V39L58 40H56V41H58V43H59V41L61 42H64L63 40H65L66 42L67 41H71V40H73L74 39V41H76V40H78L77 42H78V44L77 45H79V44H81V43H83L81 40V38L82 37H80V35H84V34H86V33H89L90 31H88V32H85L84 31V28L82 29L81 27H83V24H82V21H84V20H82L84 17L86 18V17H88L87 15L88 14H90V13H87V12H90V9H91V12H96L97 11V13H98V11H99V13L101 14V13H103V14H101L102 16H103V18H106V20L105 19H103L102 18V16L100 15V17L103 19V20H105V22H107V24H110V22L108 23V19H107V17H109V19H114V21H119L120 22V24L121 23H123V21H124V23H123V25L121 24V26H125V25H127L128 26V24H129V26L130 25H134V27H136L137 26V30H139V29H141V27L142 28H144L145 29V31H144V34H147V37L145 38V36L146 35H144L143 34V36H142V34H141V32L140 31H143L142 29L139 31V34H141V35H138V34H136L135 36L136 37H138V36H140V39L139 40H137L136 39V37H135V40H133L134 39V36L132 37H128V39L127 38H123V37H127L126 35L125 36H123L122 35V32H118V35H117V37L115 36L116 34L114 33V34H109V36H108V33H104V34H107V35H104L105 37L106 36H108V37H103L102 36V38H105L106 40H108V41H106L105 42V40H103V43L106 45L102 50L103 51H105V49L107 48V45H109V39L108 38H110V35L112 36V38L110 39V40H112L111 42H113L114 44L112 45V47H108L106 50V52L105 53H107L108 52V49L109 50H111V49H113V50H111V51H109L108 53H110V54H106L107 55V57H110L111 58V53H113L112 51H114V50H116L117 48H120V46H122L123 44H125L126 45V47H127V45H129L128 46V48H132L133 47V49H134V47H135V49H138V51L140 50V54H142V53H149V52H151V51H154V52H151L150 54H149V59L151 60L152 59V61H155V60H153V59H158L159 57L161 58V59H171V58H174V57H176V56H172L171 55V53L174 51L176 54H177V57L179 56V53H180V57H183V55L185 56L186 54L188 55H192V56H194V55H196V54H194V53H190L188 50H190V48H191V45L189 46V44H190V40L189 39H182V38H178L177 37V35L175 34V33H173L174 31H168V34L169 35H165V33H163V32H166L167 33V30H164V27L163 26H161L162 24H158V23H160L157 19H156V12H155V6H154V4L152 3L153 1H156V0H153V1H151V0H144V1H142V0H139V1H137V3L136 2H131L129 5L128 4H126L125 5V3L121 0V2H122V5H124V6H122V5H120L119 3H121L119 0H117V2H115L116 0H105V2L107 1V3H104V0L103 1H101V0H98V2H100L99 3V6L102 4V8L100 7L99 8V6H97L96 8H92V6L88 3V4H86L87 6H86V8L88 9L89 7H88V5L90 6V9H88V10H86V8H85V3L87 2V1H89V0H51L52 2H54V3H52V4H54V5H56L55 6V8H54V13L55 14H58V17L54 14L53 15V12H51L52 14H50V13H48L47 11H45V13H43L44 11H36V10H38V9H40V8H37L38 6H41L42 7V5H43V7L45 6V5H47V4H51V1L50 0H48V2H50V3H47L45 0V5H44V2H43V0H42V2H41V0H39L40 2L38 3V0H28ZM37 1V2H36ZM57 1H58V3H60V4H58L57 3ZM83 1H85V2H83ZM92 1V0H91ZM160 1H162V0H158V1H156L157 3L158 2H160ZM164 1L165 0H163L162 1V4L164 3ZM168 1H170V0H167V1H165L166 3H164V5H166L165 7L167 8L168 6L170 7L171 5H169V4H173V0H171V3L169 2L168 3ZM176 1V0H175ZM175 1H174V3H175ZM233 1H236L235 3H234V5L232 4V2ZM240 1V2H239ZM264 0H229V3L225 0V2L226 3H228L229 5L227 6V4L224 2V0H222V2H223V5H222V3L220 4V0H218L217 2H219V4L218 3H216V0H214V2H213V0H177L176 1V3L178 4V6H180L181 8V10L179 9V11H178V9H177V13L180 15L179 17H178V15H177V19H178V21H179V23H178V25H180L181 23V25L180 26H182V27H184V26H186L187 27V25H189L187 28L188 29H192L193 31L192 32H196L197 33V35H199L200 37H202V39H203V36L202 35H204L205 36V38H209L210 36L212 37L213 36V34H215L216 35V33L218 34V35H220V36H223V34L225 33L224 31L227 29L230 33H232V36H230L231 34H229V32L228 31H226V33H225V35H227L228 36V34H229V37H232L234 40H235V43H236V45H238V46H242V47H248V49L249 48H252V42H250L249 41V38H248V35L251 33V32H257V34L259 35V37H260V39H263V41H264V24L262 23V22H258L259 20H261L263 17H264V2H263ZM34 2V3H33ZM90 2V1H89ZM113 2H115L116 3V6H115V4H113ZM139 2V3H138ZM146 2V3H145ZM179 2V3H178ZM180 2H181V4H180ZM238 2V3H237ZM258 2V3H257ZM263 2V4H260V5H257V4H259V3H262ZM9 3V4H8ZM57 3V4H56ZM117 3H118V6H117ZM124 3V4H123ZM141 3H143L144 4V6H142V4ZM152 3V4H151ZM161 3V2H160ZM168 3V4H167ZM216 3V4H215ZM237 3V4H236ZM240 3V4H239ZM254 3H255V5H254ZM3 4H5V5H3ZM13 4V5H12ZM39 4V5H38ZM42 4V5H41ZM84 4V5H83ZM106 4H107V6H106ZM113 6H112V5ZM141 4V5H140ZM180 4V5H179ZM213 4H215V5H213ZM218 4V5H217ZM243 4H244V6H243ZM34 6L33 7V10H32V6ZM59 5V6H58ZM104 5V6H103ZM110 5V6H109ZM137 5V6H136ZM139 5V6H138ZM213 5V6H212ZM222 5V6H221ZM227 7H226V6ZM237 5H239L238 6V8H237ZM252 5H254V6H252ZM6 6V7H5ZM10 6V5H9ZM82 6H84V8L82 7ZM109 6V7H108ZM112 6V7H111ZM145 6H146V8H145ZM152 6H154V7H152ZM173 6H176V5H173ZM178 6H176V7H178ZM215 6H217L216 8H215ZM250 6V7H249ZM258 6V7H257ZM262 6V7H261ZM11 7V8H12ZM29 7H30V9H29ZM42 7V8H43ZM83 8L82 10L80 9V8ZM121 7V8H120ZM123 7H124V9H123ZM151 7H152V9L154 10V12H152L151 10ZM184 7V8H183ZM220 7H221V9H220ZM232 7V8H231ZM10 8V7H9ZM8 8V10H10V11H12V9L14 10V8H10L9 9ZM24 8V9H23ZM41 8V9H42ZM179 8V7H178ZM197 8V9H196ZM215 10H214V9ZM227 8V9H226ZM248 8V9H247ZM257 8H258V10H257ZM260 8V9H259ZM28 9L30 10V11H28ZM40 9V10H41ZM44 9V8H43ZM42 9V10H43ZM56 9V10H55ZM57 9H58V11H57ZM86 10V11H84V12H82L83 10ZM92 9H95V11L93 10L92 11ZM98 9V10H97ZM140 9V10H139ZM200 9H202V10H200ZM210 9V10H209ZM212 9V10H211ZM219 9V10H218ZM225 10L226 12H228V13H231L230 12V9H232L231 11H233L234 13L233 14H236L237 16H239L238 17V19L239 20H241V19H243V21L241 20V21H239V23L240 22H242V25L241 26H243V29L242 28H240L241 26H239L240 24H238V22H232V21H229V20H227V19H223V18H221V17H219V15H218V13H219V11H221V10ZM35 10V11H34ZM185 10V11H184ZM207 10V11H206ZM235 10V11H234ZM152 12V13H149V12ZM165 12H167L166 10H164ZM205 11V12H204ZM209 11V12H208ZM212 11V12H211ZM214 11L216 12L217 11V13H215L214 14ZM14 12H16V14H17V16H19V15H22V13L20 14L19 13V11H15L14 10ZM18 12V13H17ZM24 12V13H25ZM37 12H38V14H37ZM106 12V13H105ZM119 12H121V13H119ZM191 12V13H190ZM204 12V13H203ZM208 12V13H207ZM213 13V14H211V13ZM236 12V13H235ZM260 12V13H259ZM39 13H43V14H39ZM86 14V16H85V14ZM111 13L113 14L114 13V16L112 17V15H111ZM116 13V14H115ZM117 13H119V14H117ZM124 13V14H123ZM129 13H131L132 15L131 16H133V18H131L130 17V14ZM184 13V14H183ZM253 14V15H251V14ZM258 13L260 14V15H258ZM104 14H106V16L104 15ZM126 14H127V16H129V19L131 18V19H134L133 21H134V23H132V21H130V20H128L127 19V16H126ZM155 14V15H154ZM209 15V17L210 18H208V15ZM239 14V15H238ZM244 16H243V15ZM35 15V16H34ZM41 15H42V17H46L47 19H49V21H47V19L44 17L43 19H44V21H43V19H41L40 17H41ZM108 15V16H107ZM110 15H111V17H110ZM116 15V16H115ZM117 15H119L120 16V18H119V16L117 17ZM126 16V19H127V22H125V18H123V17H125ZM149 15H150V17H155L154 19L153 18H150L149 17ZM152 15V16H151ZM184 15H186V16H184ZM191 15V16H190ZM200 15V16H199ZM218 15V16H217ZM241 15V16H240ZM246 15V16H245ZM50 16H51V19H50ZM84 16V17H83ZM122 16V17H121ZM248 16V17H247ZM52 17H54V18H52ZM83 17V18H82ZM148 17V19H150V20H148V19H146ZM189 19H188V18ZM199 17V18H198ZM215 17V18H214ZM243 17V18H242ZM246 17V18H245ZM251 17V18H250ZM56 18H58V20L60 21H57V19ZM82 18V19H81ZM117 18H119V19H121V18H123V19H121V20H118ZM196 18V19H195ZM204 18H205V20H204ZM212 18V19H211ZM221 19L220 21H221V23H220V21L218 22L217 21V19ZM251 20V23H249L250 22V20ZM46 19V20H45ZM54 19H56V21L54 20ZM146 19V20H145ZM186 19V20H185ZM198 19H200L199 21H198ZM224 21H223V20ZM247 19H248V23L251 25H249L248 23H246V21H247ZM254 19L256 20V21H254ZM153 20H155L156 22H153ZM188 20V21H187ZM244 20H246V21H244ZM53 21V22H52ZM109 21H112V22H114L113 20H109ZM148 23H147V22ZM152 21V22H151ZM225 21H229V22H231L232 24H230L229 22H225ZM45 22V23H46ZM54 22H56V24H60L61 22L63 23V25H59L60 26V28L62 29H64L63 31L67 34V38H66V36H62L61 34V32L58 30V28L57 27H59L58 25H56ZM105 22H103L104 23V26H108L107 24H105ZM118 22V23H119ZM149 22L151 23V25L149 24ZM158 22V23H157ZM187 22V23H186ZM207 24H206V23ZM218 22V23H217ZM223 22H225V23H223ZM245 22V23H244ZM253 22H254V26H256L255 28H254V26H253ZM0 46L1 47H4L5 49H9V48H11V46L14 44V46H15V48H16V45H18V42H17V40H15V38L14 37H16V39H17V37L18 38H21V39H23L22 38V36L24 37V41H23V43H27V42H33L34 41V43H36V44H34L33 45V43H31V44H29V43H27L28 45H25L26 46V49H22V48H20V47H18V49L20 48V49H22L21 51H26V54L28 53V50H29V53H30V46H32L33 45V47L34 46H36V47H34V51L32 50L31 51V53L30 54H34L35 53V50H41V48H43L44 50H46V51H52V52H55V53H57V51H60L59 52V55L64 59V60H67L70 64L72 63V64H74V65H79V68H77V69H79V70H82L81 69V66L80 65H82V64H80L81 62H78V61H75V63L73 62L74 60H72L70 57L67 59V55H64L62 52V50H59V49H56V48H58V45H56V44H52L53 46H51V43H46V41H43L38 35H33V36H37V38L36 37H30V36H32V35H23L24 33H20V37L19 36H17L18 34H19V31H17L16 30V28L14 27V25H12V23L10 24H8V22H6L5 23V21L2 23V20L0 19ZM52 23V26H50V24ZM53 23H54V26H53ZM61 23V24H62ZM115 23V24H114ZM113 24L115 25H113L112 23L110 24V27H117L118 25H120V24H118L117 22H114ZM125 23H127V24H125ZM154 23V24H153ZM204 24V26H203V24ZM229 23V24H228ZM236 23V24H235ZM4 24V25H3ZM7 24V26H5ZM137 24V25H136ZM147 24V25H146ZM156 24H158V25H156ZM209 24V27L207 26ZM247 24H248V26H247ZM2 25V26H1ZM8 25H9V27L10 28H14V32L16 31V33H17V35L15 34H13L12 33V31L13 30H11L10 31V33H11V35H13L14 37H12V36H7L6 37V34L7 35H9L7 32H9L8 30H9V27H8ZM82 25V26H81ZM117 25V26H116ZM138 25L139 26H141V27H138ZM184 25V26H183ZM192 25V26H191ZM215 25V26H214ZM217 25V26H216ZM220 25H221V27H220ZM245 25V26H244ZM5 26V27H4ZM57 26V27H56ZM64 26V27H63ZM146 26V27H145ZM159 26H161L162 27V29L159 27ZM191 26V27H190ZM212 26V27H211ZM222 26H223V28H222ZM228 26V28H231V29H228V28H226V29H224L225 27H227ZM232 26H233V28L234 29H232ZM251 28H250V27ZM3 27V28H2ZM51 27V28H50ZM52 27H54V29L52 28ZM94 27V26H93ZM93 27H91V28H93ZM113 27V28H114ZM120 26H118L116 29L118 30V28H119ZM186 27H184V28H186ZM190 27V28H189ZM194 27V28H193ZM206 27H208L209 29H210V31L206 28ZM211 27V28H210ZM218 27V28H217ZM253 27V28H252ZM260 27V28H259ZM5 28H8V30H7V32H6V30L4 31L3 29H5ZM12 28V29H13ZM55 28H57V29H55ZM90 28V30H92ZM121 28V27H120ZM119 28V29H120ZM146 28H148V29H146ZM204 28H206L207 29V31H205L204 30ZM215 28H217V29H215ZM247 28H249V30L247 29ZM51 29V30H50ZM95 29V28H94ZM94 29H93V31H94ZM190 29V30H191ZM195 29V30H194ZM223 29V30H222ZM240 29H242V32H245V29H246V31L248 32H246V33H243L242 34V32H241V30ZM260 29V30H259ZM263 29V33L261 32V30ZM49 30L51 31V32H49ZM148 30V31H147ZM161 30L163 31L162 33H160L161 32ZM232 30H234L233 32H232ZM251 30V31H250ZM53 31V32H52ZM60 32L59 34L57 33V32ZM93 31H91V32H93ZM212 31H214V32H212ZM217 31V32H216ZM237 31H240V32H238L237 33ZM258 31H259V33H258ZM3 32V33H2ZM46 32H49V34L50 33H55L56 35H58V36H56L55 34H53V35H49L48 33H46ZM68 32L70 33V35H68ZM147 32V33H146ZM220 32H222V35H221V33ZM228 32V33H227ZM263 34V35H260L261 33ZM2 33V34H1ZM143 33V32H142ZM150 33V34H149ZM220 33V34H219ZM3 34H5V36L3 35ZM28 34H33V33H28ZM75 34L77 35V37L78 38H76V36H75ZM175 34V35H174ZM234 34V35H233ZM62 37H61V36ZM73 35V36H72ZM120 35V36H119ZM122 35V36H121ZM138 35V36H137ZM173 35V36H172ZM3 36V37H2ZM27 36H28V38H30V39H28L27 38ZM56 36V37H55ZM74 36H75V38H74ZM119 36V37H118ZM142 36V37H141ZM240 36V37H239ZM245 36V37H244ZM6 37V38H5ZM39 37V38H38ZM55 37V38H54ZM61 37V38H60ZM63 37H65V38H63ZM73 39H72V38ZM114 37H116V38H114ZM145 39H144V38ZM263 37V38H262ZM8 38V39H7ZM14 38V40H12L13 41V44H12V41L10 40V39H13ZM63 38V39H62ZM70 38V39H69ZM81 40H80V39ZM118 38V39H117ZM123 38V39H122ZM204 38V39H205ZM243 38V39H242ZM20 39V41H22ZM31 39H32V41H31ZM36 39L38 40V39H40V40H38V41H36ZM69 39V40H68ZM114 39V40H113ZM121 39L122 40H124V41H121ZM181 39H182V41H181ZM239 39V40H238ZM246 40L247 42L249 41V44L246 42V43H244L243 44V42L244 41H241V40ZM10 41L11 43H9L8 41ZM25 40H28V41H26L25 42ZM30 40V41H29ZM116 40V41H115ZM3 41V42H2ZM6 41V42H5ZM17 43H16V42ZM19 41V40H18ZM40 41H42V42H40ZM68 42V43H75L74 41H71V42ZM80 41H81V43H80ZM128 41V42H127ZM188 41V42H187ZM241 41V42H240ZM8 42V43H7ZM61 42V43H62ZM76 42V43H77ZM111 42H110V45L109 46H111ZM16 43V44H15ZM72 43V44H73ZM76 43L75 44H71L72 46H75L76 45ZM121 43H122V45H121ZM188 43V44H187ZM9 44H11V45H9ZM41 47V48H39V46ZM130 44H132V45H130ZM135 44H138V48L136 47L137 45H135ZM6 45V46H5ZM47 45V46H46ZM50 45V47H48ZM75 46L76 48L77 47H79L78 49H81L82 48V46L81 45H79V46ZM117 45H119L118 47H117ZM125 45H123L121 48H120V50L119 51H121V50H123V48H126V47H124ZM250 45V46H249ZM257 45H258V48L259 49H263L264 48V46H262L261 48H260V44H255L254 45V47H257ZM10 46V47H9ZM28 46V47H27ZM113 46H116V47H113ZM131 46V47H130ZM144 46V48L146 49H144V48H142ZM162 46V47H161ZM165 46V47H164ZM13 47V46H12ZM54 48L53 50H52V48ZM60 47V46H59ZM140 47V48H139ZM189 47V48H188ZM14 48V47H13ZM39 48V49H38ZM163 48V49H162ZM31 49H33V48H31ZM43 49H42V51H43ZM61 49V48H60ZM166 51H165V50ZM148 50H150L149 52H148ZM158 50V51H157ZM168 50V51H167ZM172 51L171 53H168V52H170V51ZM264 50V49H263ZM145 51V52H144ZM230 51L232 52H236L237 50H236V47L234 46L233 48L231 47L230 48ZM118 51H116V53H117ZM155 52H157L156 54H155ZM160 52L163 54V55H161L160 54ZM165 52V53H164ZM172 53L173 55H176L175 53ZM182 52V53H181ZM22 53V52H21ZM28 53V54H29ZM145 53V54H146ZM159 53V56L157 55ZM30 54L28 55V56H30ZM62 54V55H61ZM144 54V55H145ZM154 54L156 55V56H154ZM165 54H167V56L165 55ZM170 56H169V55ZM182 54V55H181ZM249 54H251V53H249ZM113 55H116V54H112V56ZM143 55V54H142ZM147 55V54H146ZM153 57H152V56ZM27 56V55H26ZM28 56L25 58V56H23V58L26 60V62L28 63V65H29V67H31L30 69H32L31 71L34 73V75H36L37 77L39 76V78L41 79V80H43L42 82H44L46 85H50V86H52V87H55V88H57V89H61L60 90V92H63L64 94L66 93V91H67V93L65 94V95H70L68 92H71L70 90H69V88L70 89H72V90H78V91H80V89H81V93H83L84 91L85 92H88L89 91V93H91L90 91V89L92 88L91 86H93V88H92V91L93 90H95L96 88H99V87H101V88H104V86H105V88H104V90L105 91H107V93H109L108 95L109 96H111V93H112V91H113V94L115 95V97H119V95L121 94V93H123V91L125 90V91H129V92H131V90L132 91H134V92H136V93H138V92H143V93H145V89L146 88H142L141 86H140V84L137 82L136 83V79L134 80V78H132V77H130V79H133V80H130L129 81V79H124V77L122 78V79H120V77L118 78V76H114V75H111L112 76V78H110L111 76H110V74H112V73H110V70H109V68L107 69V67H106V65H105V67H103V66H101V67H92V66H88V67H84V65L82 66V68H83V70H88L89 72L91 71L92 73L93 72H95V74H97V75H99V76H104V74H105V76L106 77H109L110 78V80L111 81H114L113 83H111V81H109L108 83H105L106 82V80H104V79H101V80H104V81H99V80H97V79H94V77L93 78H90L91 76L89 75V74H85V76H84V72L81 74V75H83V77H80L81 75H79L78 76V74L76 75L75 73H71V70L68 72V70L67 69H65L64 67H63V65H61L60 67L59 66H57V65H60V64H58L57 63V61H55L57 64H55V62L53 61V60H51V59H48V61H50V62H48L47 60H39V56L37 57V56H34V57H36V59L35 58H32L33 57V55H31L30 56V59L29 60H27L28 59ZM117 56V55H116ZM162 56V57H161ZM165 56H166V58H165ZM13 59H15L16 58V61H17V58L19 57L20 59H18V60H21V57L18 55L17 56V54H14L13 56ZM15 57V58H14ZM152 57V58H151ZM119 58V57H118ZM35 59V61H33ZM42 59H43V57H42ZM36 60H39V62L38 63H40L41 61V63L43 64L44 62V65H42L41 63V65L40 64H38L37 62H36ZM53 61V62H52ZM117 61H118V67L119 68H123V67H125L126 65H124V63H123V61L120 59V61H119V59H117ZM47 63H50V64H47ZM123 63V64H122ZM36 64L40 67V68H38L37 66H36ZM120 65H122V66H120ZM46 67V68H44V70H41V68H43V67ZM158 65H156L155 67V69L157 70V69H159L158 67H157ZM160 66H162V64H160ZM229 66V65H228ZM227 66V67H228ZM64 68V70L62 69V68ZM231 67V68H230ZM52 68L54 69V71L52 70ZM76 68V67H75ZM85 68V69H84ZM88 68V69H87ZM100 70V69H103V70H101L102 71V73H101V75H100V72L97 70ZM100 68V69H99ZM231 70H230V69ZM229 68H228V70L229 71H231L232 72V74L228 71V73H230L231 75H233L234 73V71L237 73L238 71H236L235 69L233 70L232 68H234V67H232V65L231 66H229ZM50 72V74L48 73V71ZM90 69H93V71L92 70H90ZM94 69L96 70V71H94ZM162 69H164L163 68V66L159 69V70H157L156 72H158L159 74H161V72H163V74H161L162 76L164 75V70L163 71H161ZM39 70V71H38ZM104 70H107V71H109V72H106V71H104ZM233 70V71H232ZM66 71V72H65ZM160 71V72H159ZM53 72H56L55 73V75L54 74H52ZM58 72V73H57ZM73 72V71H72ZM104 72H106V73H104ZM37 73V74H36ZM39 73V74H38ZM46 73V74H45ZM69 73V74H68ZM104 73V74H103ZM158 73H156V74H158ZM211 75H209V76H206V80L208 81V82H213V80H210L209 78H217L219 75L218 74H216L215 72H213V71H211ZM235 73V74H236ZM48 74V75H47ZM59 74V75H58ZM63 74V75H62ZM74 74L76 75V76H74ZM107 74V75H106ZM158 74V75H159ZM214 74V75H213ZM229 74V75H230ZM55 77V76H57V77H55V78H58V80H55V78L53 77V76ZM157 75V76H158ZM213 75V76H212ZM62 76V77H61ZM72 76V77H71ZM86 76H88V79L90 78V80L92 81V79H93V81L92 82H94V83H92V82H90V81H88V79H87V77ZM162 76H158L159 78H161ZM215 76V77H214ZM71 77V78H70ZM87 79V80H85L86 82H88L89 83V85H90V83H91V85L89 86V88L88 87H86V86H88V84L86 83V85H84L83 84V82H81V80L82 81H84V79L85 78ZM115 77V78H114ZM176 77V76H175ZM231 77V76H230ZM62 78V79H61ZM64 78V79H63ZM82 78V79H81ZM84 78V79H83ZM221 78V77H220ZM224 78V77H223ZM222 78V81H227L226 82V84L228 83V81L229 82H232V83H234L231 79V81L229 80V78L228 79H223ZM246 77H244V80H245V82H243L242 83V85H243V89L246 91V88H247V91L246 92H248V93H250V95L247 93V94H244L243 92H241L240 93V91H237V90H230L229 89V85L227 84V85H224L225 86V88H227V89H225V93L224 94H227L228 93V95L230 94V96H226L224 99L225 100H228V98H230V100H235V99H244V98H246L247 100H250L251 101V103L252 104H254V105H256V106H258V108H260L261 106H262V108L264 107V104H262L261 102H264V87H256L253 83H252V81L250 80L249 81V79H245ZM59 79H60V81H59ZM71 79V80H70ZM100 79V78H99ZM118 79V80H117ZM121 81H120V80ZM50 80V81H49ZM53 80V81H52ZM72 80H74V81H72ZM47 81V82H46ZM58 81V82H57ZM68 81L71 83H68ZM84 81V82H85ZM116 81H119V82H117L118 84H115L116 83ZM134 81V82H133ZM51 82V83H50ZM54 82V83H53ZM57 84H56V83ZM65 82H67L66 84L67 85H64L65 84ZM72 82H74V83H72ZM129 82H130V84L131 85H129ZM249 82H251V84L250 85H252V86H250L249 85ZM126 83H128V84H126ZM248 83V84H247ZM59 84H61V85H59ZM78 84V85H77ZM104 84H106V85H103ZM108 84V85H107ZM119 84H120V86H119ZM132 84L134 85V86H132ZM58 87H57V86ZM63 85V86H62ZM71 85V86H70ZM75 85V86H74ZM83 85V86H82ZM96 85H99L98 87L96 86ZM114 85V86H113ZM122 85V86H121ZM248 85V86H247ZM62 86V87H61ZM67 86V87H66ZM73 86V87H72ZM85 86V88H88V89H84L83 87ZM96 86V87H95ZM106 86H107V88H106ZM110 88H109V87ZM128 86V87H127ZM131 88H130V87ZM136 86H139V87H136ZM111 87H113L114 89H112ZM123 87V88H122ZM254 87V88H253ZM64 89V91H62L63 89ZM95 88V89H94ZM109 88V89H108ZM116 88V89H115ZM126 88V89H125ZM136 88V89H135ZM248 88L250 89V91L248 90ZM251 88H253V92H251ZM256 88V89H255ZM259 88V89H258ZM84 89V90H83ZM108 89V90H107ZM120 89H122V90H120ZM255 89V90H254ZM263 89V90H262ZM86 90H88V91H86ZM116 90V91H115ZM119 90V91H118ZM136 90V91H135ZM137 90H139V91H137ZM141 90V91H140ZM144 90V91H143ZM258 90H260V92H261V94L260 93H257V91ZM8 91V92H7ZM83 91V92H82ZM121 91V93H119L118 94V92H120ZM256 91V92H255ZM6 92L7 93H9V95L10 96H13L14 98L16 97V94L15 95H13L12 93V91H9V90H7L6 89ZM85 92L83 93L84 95H85ZM95 92H97L96 90L94 91V92H92V94H94V96L92 95V94H90L91 96H86L85 98H89V101H88V99H87V103L85 102V104H88L87 106H89L88 108L90 109V110H88V108L86 107V105L85 104H80V102H79V106L81 105V106H85L84 108L83 107H81V109L87 114V116L89 117V119L93 122V124H95V125H97V126H102L103 125V123H106L105 121L106 120H104V117H103V114H101L102 112L105 114V115H108L110 118H112V119H114V120H118V118H117V114L115 115L113 112L111 113V112H106V111H104V110H102V108L100 107V104H98V102H94V101H99V103L101 102L99 99H100V94L99 93H97L98 95H96L95 94ZM231 92H233L232 94H231ZM239 92V93H238ZM5 94V96L7 97L8 96V94ZM89 93L87 94L86 93V95H89ZM238 93V94H237ZM263 93V94H262ZM254 94H256V95H258L257 97H256V95H254ZM251 95H254V96H251ZM262 95V96H261ZM93 96V97H92ZM96 96V99L94 100V99H92V98H94ZM13 97H9V99L11 98V99H14ZM71 97V96H70ZM90 97H91V101H90ZM120 97H121V95H120ZM252 97V98H251ZM259 97H261V98H259ZM263 97V98H262ZM8 98V97H7ZM108 98V97H107ZM105 98L106 99V102H108L109 100H111L110 98ZM209 100V101H211V100H217V98H210V97H206L205 99H201V100H199V101H197V102H204V100ZM259 99V100H258ZM263 99V100H262ZM94 100V101H93ZM164 100V101H163ZM162 100V102H164L163 103V105H162V103H161V105L162 106H165L164 108L162 107V106H157L158 108H160L161 110L163 109L164 111H166L167 110V112H176V108H175V106L173 107V101H170V100H167V99H163ZM223 100V99H222ZM230 100H228V101H230ZM262 100V101H261ZM93 101V102H92ZM90 102H92V103H90ZM165 102L169 105L170 104V106L171 107H169V106H167V104H165ZM172 102V103H171ZM227 102V101H226ZM95 103V104H94ZM94 105H96V107L94 106ZM159 105V104H158ZM94 106V107H93ZM167 106V107H166ZM169 107V108H168ZM87 108V109H86ZM95 108H97V109H95ZM101 108V109H100ZM166 108V109H165ZM44 109V108H43ZM41 109V112L43 113V112H45V113H43L45 116H50V118H53L54 116L53 115H48L49 113L50 114H54L53 113V111H52V109H50V110H46V109H48V108H46V109ZM98 109L101 111H98ZM200 109V110H199ZM199 109L198 110H188V109H186V108H182V110L181 109H179L180 111H178L179 113H180V115H181V117L182 116H186L185 118H187V117H190V118H193V119H188L187 121H189L190 120V122H196V120L198 119V121L200 122V124H203V123H205V121H206V123L205 124H207V125H205V127H203V128H201V129H198V128H195L193 125V127L191 126V124H188V125H190L191 127H190V129H188L189 128V126L187 125H185L184 127L186 128V130H190L189 131V133H191V131H192V133L193 134H198V133H204L205 135H206V137H205V135H199V136H197V135H195V136H197V140L199 141V140H201V142L205 145V146H207L208 147V145H209V148H207V147H205V148H198L197 150H199L200 149V151H198L199 152V154L201 155V157L204 159V161L205 162H207L206 163V165H207V168H208V170L209 171H207L208 173H206V175L208 176V178L210 177V176H212L211 178H209V179H206L209 183H210V188H209V190L208 189H205V191L204 192H206V193H209L210 191V193H212L211 194V196H214L212 199L214 200V204H215V206H214V204H213V200L211 199V198H207V199H205V198H203V197H201V196H198V193H194L193 192V190H191V188H189V185L187 184V182H185L184 180H181L180 179V181H179V179L177 178V177H173V175H172V177L173 178H171V180L170 179H167L166 178V176H165V173H161L162 171L163 172H169L168 170H169V167H166L167 169H165L164 167H163V165H165L164 163L162 164L161 163V161H156V160H158L157 158H155L154 157V159H156V160H154V159H152V157L151 156H153L152 154H150V153H147V152H145L146 151V149H145V151H144V148L141 146V144H139L138 145V141H136L137 139H133L134 141H136L137 143H135V145H133L134 144V141L130 138V136H125L126 138H128V139H125L124 138V142H125V144L127 143L128 144V146L132 149V151L136 154V156L139 158V161H140V163H141V165L144 167V168H146L147 170H149V171H151V173H153L155 176H157V178H159L160 179V181L161 182H163L166 186H167V188L170 190V193L172 194V197H173V199H174V201H175V203L177 204V207L180 209V211L182 212L180 215V217H182V219L180 218V221H181V223L180 222H178V220L177 219H175V218H173L175 221H172L171 220V222H170V224H172V225H174L175 226V230H176V232H178V233H181V234H183L185 237H186V239L190 242L191 241V244H193V245H195V246H198L199 248H201V249H203L204 251H206L209 255L211 254L212 256H213V258H215L216 260H218V261H220V262H222V264H227L228 262L227 261H229L230 263H228V264H246V263H248V264H253V262L251 261V259H249L248 260V257H245V254H246V250L245 249H243V248H245V240H244V238L243 239H241V238H236L235 236H230V235H228L229 237H231V238H227V240L230 242V244H233V245H231V246H233V247H229L228 249L230 250V251H228V249H227V246L226 245H224V243H223V241L218 237V235L217 234H215L216 232H218V226H219V228H222L223 226H225V227H233V226H231L230 224H234V227L235 228H238L239 227V225H240V228H244L245 227V225H248V224H250L252 227H254L258 232L260 231V232H262V233H264V223H263V220H261L262 218H260V216L257 214V212L252 208V207H249V206H247L246 204V206L253 212V215L255 216V218H254V216H252V212L251 211H249L250 212V214H247L248 213V208L245 206L244 207V205H243V203H241L240 201L238 202V200H236V198H235V196H233L232 194L234 193V192H236V191H238L239 189H238V186L240 187V188H242L243 186V191H246L245 189H248V191L250 190L251 192H253V193H255V194H261V195H264V176L262 177V181L260 182V185H256L255 183L253 184V181L250 179V176H249V174L251 173V172H253V171H256V172H258L259 173V175L260 176H262L263 175V173L264 172H262V171H264V119H262L264 116V114L262 115V114H260V116H258L259 114H257L256 116L255 115H253V116H250V117H238V118H236V120L234 121V122H236L235 124H236V128H229V129H232L231 131L229 130V129H227V133H225V130L226 129H224V133H221L220 135H215V137L213 136V135H209V132L211 133V132H213V131H211L209 128H210V126H212L213 124V126H216L218 123L220 124V122L219 121H217V119L213 116V114H210L209 112H207V110H206V108L205 107H199ZM203 110V111H202ZM262 110H264V109H262ZM47 111V112H46ZM48 111H49V113H48ZM52 113H51V112ZM88 111V112H87ZM97 111V112H96ZM205 111V112H204ZM89 112H90V114H89ZM46 113H47V115H46ZM110 113H111V115H114L113 117H111V115H110ZM93 114V115H92ZM95 114V115H94ZM99 114H100V116H99ZM210 114V115H209ZM90 115V116H89ZM51 116H53V117H51ZM193 116V117H192ZM262 116V117H261ZM97 119H96V118ZM201 117V118H200ZM100 118V119H99ZM103 118V119H102ZM194 118H197L196 120L194 119ZM248 120V121H247ZM258 120V121H257ZM202 121H204V122H202ZM244 121H245V123H244ZM97 122V123H96ZM99 122V123H98ZM198 122V123H199ZM207 122H209V123H207ZM261 123V124H259V123ZM101 123V124H100ZM213 123V124H212ZM100 124V125H99ZM108 125H109V123H107ZM106 124V125H107ZM209 124H211L210 126H209ZM216 124V125H215ZM233 124V123H232ZM255 125V126H254ZM219 126V125H218ZM188 127V128H187ZM225 127V126H224ZM233 127V126H232ZM111 128V127H110ZM192 128V129H191ZM209 129V131H208V129ZM112 129V128H111ZM115 129V128H114ZM194 129V130H193ZM116 131H114V133L116 132V134L118 133H120L121 135H122V133L119 131V130H117V129H115ZM251 130V131H250ZM261 130V131H260ZM112 131H113V129H112ZM206 131H208V132H206ZM234 132V133H233ZM246 132H248V134L246 133ZM238 133V135H236ZM241 133V134H240ZM255 133V134H254ZM259 133V134H258ZM261 133V134H260ZM223 134H228L227 136H231V138L232 137H234L235 138V141H232V139L230 138V137H226L225 136V138H224V136L222 137V135ZM254 134V135H253ZM256 135V136H255ZM118 136H120V135H118ZM194 136V138H196ZM200 136H203V138H201ZM208 136V137H207ZM221 138H220V137ZM254 136V137H253ZM124 137V136H123ZM122 137V138H123ZM216 137H218V139L216 138ZM32 138V137H31ZM30 138V140H31V142L32 141H35L36 140V142H37V139H34V138H32L31 139ZM211 138V139H210ZM215 138V139H214ZM233 138V139H234ZM260 138H262V139H260ZM34 139V140H33ZM214 139V140H213ZM227 140V139H229L228 140V142H225V140ZM230 139H231V141H230ZM250 139V140H249ZM254 139V140H253ZM257 139H259V140H257ZM127 140H131L130 142L129 141H127ZM210 140H212V141H210ZM222 140V141H221ZM239 140V141H241V144L239 143L238 145H240V146H242L243 145V147L245 148V150H244V148L243 147H240L241 149V152H240V150L237 148L238 147V145H236L238 142L237 141ZM215 142V143H212V142ZM255 141V142H254ZM262 141V142H261ZM35 142V143H36ZM39 142V141H38ZM133 142V144H131ZM229 142H231L232 143V145L229 143ZM237 142V143H236ZM245 142H246V144L247 143H249L248 144V146L245 144ZM254 142V143H253ZM242 143H244V144H242ZM257 143V144H256ZM259 143V144H258ZM1 145H2V142L0 143ZM138 145V147L137 148H139L137 151H136V149L137 148H135L137 145ZM215 144V145H214ZM218 144H221V145H219L218 146ZM230 144V145H229ZM251 144H253V146L251 145ZM0 145V147H2V149L0 148V163H2V161H3V165L4 166H6L5 168H4V166L2 165V164H0L1 166H0V177H2V178H0V201L3 203V206H2V203L0 202V224L2 225V224H4V229L6 228V226L8 227V225H10V224H12V223H14V224H12V225H10L9 227H11V231L9 230V227L7 228V230L9 231H7L6 230V232H5V230H4V235L5 236H8V238L10 237L9 235H10V233H14V231L16 232L15 233V235H19L18 236V238L19 239H21V241L22 240H24L23 242L25 243V241H28V238L30 237L28 234V231L31 233V230L33 231V229L35 228L36 229V231L34 232V233H38L39 234V231L37 230V228H36V225H34L33 223H36V222H38V220L40 221H46V223H47V221L49 222V219H50V222L52 221V223L53 224H50V222L48 223L49 225H51L50 227H53L54 225H55V223L57 222V223H59L57 220H56V218H55V221H54V218H53V216L52 217H50V216H48V214H47V211L44 209L45 207V205H44V201L41 199V197L39 196V190H40V188L38 189V188H36L35 189V191L36 192H32V190H31V188H32V186H34L35 187V181H33L34 182V184L33 185H31V184H26V187L27 188H24V191L25 190H29L28 189V187L30 188V192L29 191H27L26 193L24 192V191H19V190H17L18 188H20V187H22L23 188V186H25L24 184H22V182L24 183V177L23 176H21L20 174H19V177H20V179H23V181L21 182V181H19L18 179H16V177L15 176H17L18 175V173L20 172V170L19 171H16V172H18L17 174H16V172H14V170H15V168H16V170H18L17 168H19L18 167V163H16V161L15 162H12L13 164L14 163H16L15 165H12V164H10V162H11V160H12V158H11V156L10 155H8L7 154V156H9V157H5V155H6V151L7 150H5L4 151V149H3V147H6V146H4V145H2L1 146ZM214 145V146H213ZM236 145V146H235ZM246 145V146H245ZM256 145V146H255ZM216 146H218V148L219 149H217V147ZM234 146L236 147V148H234ZM210 147H212V148H210ZM213 147H214V149H213ZM253 147V148H252ZM142 148H143V150H142ZM249 148H251V150L249 149ZM207 149H209V150H214L213 152L215 153H212V155L211 156H209V150L207 151ZM243 149V150H242ZM253 149V150H252ZM261 149V150H260ZM215 150H216V152H215ZM218 150V151H217ZM238 150V151H237ZM248 150L249 151H253V153H254V157L253 156H250V155H252L253 153H249L248 152ZM259 150V151H258ZM139 151H141V152H139ZM144 151V152H143ZM211 151H210V153H211ZM248 152V153H246L245 154V152ZM2 152H4V154H2ZM139 152V154H137ZM206 152H207V157L205 156L206 155ZM218 152V154L216 155V153ZM244 152V154H242ZM148 155H147V154ZM230 153V155H228ZM235 155V158H234V156L232 155ZM258 153V154H257ZM141 154V155H140ZM149 154H150V156H149ZM204 154V155H203ZM247 154H250L249 156H247ZM223 157H222V156ZM228 155V156H227ZM231 155H232V157H231ZM260 155H261V157H260ZM203 156H205V157H203ZM212 156H214V157H212ZM217 156H219V157H217L219 160H217V158L216 157ZM247 156V157H246ZM144 157V158H143ZM149 157H151L150 159H149ZM224 158V160L222 159V158ZM227 157H229V158H227V159H229V163H231V164H228V163H226V161L225 160H227L226 158ZM2 158V159H1ZM7 158H9V159H11V160H9V159H7ZM215 158H216V160L217 161H221V159H222V162L220 163V162H217L216 160H215ZM231 158H232V160H231ZM261 158V159H260ZM151 159H152V161L153 162H155V164L151 161ZM212 159V160H211ZM251 159H252V161H251ZM257 159V160H256ZM7 160V161H6ZM209 160H211V161H209ZM215 160V161H214ZM244 160V161H243ZM5 161V162H4ZM10 161V162H9ZM13 161H14V159H13ZM209 161V162H208ZM224 161H225V163L226 164H224ZM231 161V162H230ZM234 161H237V164H235L234 163ZM259 161L260 162H262V163H259ZM7 162V165L9 166H7V165H5V163ZM239 162V163H238ZM250 163V166H248L249 165V163ZM254 162V163H253ZM152 163V164H151ZM160 163H161V165H160ZM208 163H209V165L211 164V166H209L208 167ZM213 163V164H212ZM214 163H215V166H214ZM223 163V164H222ZM246 163H248V164H246ZM11 166H10V165ZM154 164V165H153ZM157 164V165H156ZM219 164L221 165V166H219ZM242 165V167H241V165ZM243 164H244V167H243ZM17 165V166H16ZM218 165V166H217ZM226 166V168H225V166ZM227 165H229L228 166V169H227ZM232 165H234V166H236V167H234L233 166V168H231L232 167ZM247 165V166H246ZM251 165H253V166H251ZM259 165H263L262 166V168H260L261 166H259ZM3 166V167H2ZM160 166L162 167V168H160ZM167 166V165H166ZM231 166V167H230ZM241 169H243V170H240V168ZM2 167V168H1ZM8 167V168H7ZM211 167V168H210ZM216 167H217V169H216ZM221 167V168H220ZM252 167H253V169H252ZM255 167V168H254ZM5 170H4V169ZM164 168V169H163ZM218 168H220V171H219V169ZM223 168H225L226 170H228V173H229V171H231L230 173H229V175H231V174H233L234 175V177H233V175H231L230 176V178L231 177H233L235 180L236 179H238L236 182L237 183H239V184H237V183H235V180L232 178V179H230L229 178V175L228 174H226L227 172L225 171V169H223ZM231 168V169H230ZM235 168H237L238 170H239V172L238 171H236L237 169H235ZM246 168H247V171H246ZM257 168V169H256ZM2 169V170H1ZM7 169V170H6ZM222 169V170H221ZM248 169H250V171L248 170ZM12 170V175H13V172L15 173L13 176L15 177V178H13V177H11V173H9L10 171ZM162 170V171H161ZM212 170H214V173H213V171ZM219 171V172H217V173H215L216 171ZM224 170V171H223ZM201 171H202V169H201ZM206 171V170H205ZM235 171V172H234ZM244 171L246 172V173H248V175L246 174V173H244ZM4 172V174H2ZM222 172H224V173H222ZM232 172H234V173H232ZM238 172V173H237ZM261 172V173H260ZM7 173V174H6ZM166 173V174H167ZM236 173H237V175L239 176V177H236ZM3 176H2V175ZM162 174H164V176L162 175ZM202 174H203V171H202ZM213 174V175H212ZM217 174L219 175V176H221V178L218 176L217 177ZM222 174H226V177L224 176V175H222ZM243 174V175H242ZM5 175V176H4ZM8 175H10L9 177H8ZM204 175V174H203ZM210 175V176H209ZM228 175V176H227ZM171 176V175H170ZM18 177V176H17ZM23 177V178H22ZM226 179L225 181H224V178ZM248 177V178H247ZM9 178V179H8ZM243 178H244V182L246 183L247 182V184L249 185L250 183L252 184V185H254L253 187H252V185H251V187L250 186H248V185H246L244 182H243ZM245 178H247L248 180H250V181H246V179ZM17 182V183H15V185L17 184V187L14 185V180ZM178 180V181H176V180ZM219 179V180H218ZM222 179V180H221ZM229 179V180H228ZM8 180H11V182L12 181H14V182H8ZM166 180V181H165ZM173 180H175V181H173ZM211 180V181H210ZM230 180H232V182L234 183H232ZM234 180V181H233ZM239 180H240V182H241V184H240V182H239ZM1 181H2V184H1ZM8 182L9 184H6L5 182ZM31 180H30V182H32ZM228 181H230L229 183H232L234 186H236V187H233V185L232 184H230L229 185V183H228ZM3 182H4V185H3ZM20 182V183H19ZM26 182H28L29 183V180H27L26 181V179H25V183ZM176 182V183H175ZM12 186H11V185ZM3 185V186H2ZM7 185H9L10 186V188L12 189V191L11 190H9V186H7ZM18 185H20V187H18ZM21 185H23V186H21ZM36 185H38V184H36ZM174 185V186H173ZM180 185V188L178 187ZM187 185V186H186ZM216 185H217V187H216ZM227 185V186H226ZM14 186V187H13ZM184 186V187H183ZM186 186V187H185ZM213 188H212V187ZM248 186V187H247ZM8 187V188H7ZM17 188V189H15L16 191H18V194H17V192L15 191V190H13V188ZM177 187L180 189V191H182L183 193H184V195H183V193L180 195L176 190H177ZM226 187V188H225ZM245 187H247V188H245ZM261 187V188H260ZM7 188V189H6ZM172 188V189H171ZM175 188V189H174ZM217 188H218V190H217ZM233 190H232V189ZM245 188V189H244ZM6 189V190H5ZM182 189V190H181ZM187 189H189V190H187ZM224 189H228V193H227V191L225 190L224 191ZM232 191H231V190ZM236 189H238V190H236ZM242 189H240V190H242ZM7 190H9V191H7ZM20 190H22V189H20ZM186 190V191H185ZM216 190V191H215ZM223 190V191H222ZM230 190V191H229ZM236 190V191H235ZM254 190V191H253ZM258 190V191H257ZM43 190H42V188H41V190H40V192H42ZM176 191V192H175ZM193 193H192V192ZM221 191V192H220ZM234 191V192H233ZM3 192H5L4 194H3ZM13 192V193H12ZM24 194H26V195H24V196H26L25 197V199H24V196H23V193ZM31 193V194H33V195H35L36 197H34L33 195H31V197H30V195H29V197L27 196L29 193ZM38 192V193H37ZM215 192V193H214ZM218 192V193H217ZM2 193V194H1ZM22 194V195H19V194ZM36 193V194H35ZM191 193V194H190ZM224 195H223V194ZM226 193H227V195H226ZM6 194H8V196L6 195ZM17 194V195H16ZM186 194H187V196H186ZM190 194V195H189ZM217 194V196H216V198H215V195ZM219 194V195H218ZM6 195V196H5ZM12 197H23V198H20L21 199V201H22V199H24V201H19V200H17V199H14V198H12ZM38 195V196H37ZM177 195H178V197H179V195H180V197L182 198H178L177 197ZM188 195H189V198H188ZM196 195V196H195ZM226 195V196H225ZM34 197V199H36V200H34V199H31V198H33ZM190 196H192V197H190ZM194 196V197H193ZM221 196V197H220ZM228 196V197H227ZM230 196V197H229ZM232 196V197H231ZM5 197V198H4ZM6 197H8V199L6 198ZM184 197H185V199H184ZM3 198V199H2ZM26 198H27V200H26ZM28 198L29 199H31L32 201H28ZM37 198H39V201H43L42 203H43V205H42V203H40L41 205H42V208H40L39 207V205H38V203H36V202H38V199ZM194 198V199H193ZM231 198H232V200H231ZM180 199V200H179ZM198 199H200V200H198ZM209 199V201H207ZM211 199V200H210ZM219 199H221V200H219ZM4 200V201H3ZM16 200V201H15ZM186 201V202H188V206H190V209H191V212L192 213H189L188 212V210L186 209V207H185V204H184V202L183 201ZM191 200H192V203H191ZM194 200V201H193ZM218 200V201H217ZM228 200V201H227ZM5 201H7L6 203H5ZM11 201V202H10ZM17 201H19V202H21V204L23 203V205H21L19 202H17ZM33 201H36V202H34L35 203V205L36 206H38L39 207V210L41 209H43L42 211H40V212H42V213H44L42 216H41V214L38 216H36L35 214H37V213H39V212H36L35 210H38V209H36V208H38V207H35V205L33 206V204L34 203H32ZM221 201H223V202H221ZM227 203H226V202ZM15 202V205H13V203ZM26 202H28V204L30 205V203L32 204L31 206H30V208H32V209H34V207H35V209L34 210H32V215H34L35 217H33L32 215H31V213L30 214H28V215H30L29 217H28V215H27V212L30 210V208H29V205H27L26 204ZM30 202V203H29ZM182 204H181V203ZM194 202H196V203H194ZM206 203V204H208V206L209 207H211V210L209 209V211L211 212H209V213H207V214H209L208 215V217L206 216V214H204V213H206V212H204L205 210H204V208H203V206H205L203 203ZM207 202H210V203H207ZM233 202V203H232ZM235 202V203H234ZM21 205V207H20V205ZM191 203V204H190ZM221 203V204H220ZM240 203H241V205H240ZM7 206V208H4L5 207V205ZM10 204V205H9ZM179 204H181L182 206H180ZM183 204H184V208H182L183 207ZM190 204V205H189ZM200 204V205H199ZM11 205H13V206H11ZM17 205V207H14V206H16ZM40 205V206H41ZM192 205V206H191ZM194 205V206H193ZM202 205V206H201ZM230 205V206H229ZM239 205V206H238ZM2 206V207H1ZM23 206V207H22ZM25 206H27L28 208H25ZM9 207V208H8ZM193 207V208H192ZM199 207V208H198ZM216 207V208H215ZM218 207H219V210H218ZM224 207V208H223ZM228 208V207H232L234 210H235V213L238 215V216H236L238 219L235 221V219H236V217H233V216H231L230 218H232V220H230V218H221V217H219V211L220 210H223V209H226V208ZM246 208L247 210V212L245 213V211H243V210H245V209H243V208ZM15 208V209H14ZM201 208V209H200ZM215 210H214V209ZM20 209V210H19ZM23 209V210H22ZM215 211H213V210ZM8 210V211H7ZM45 210V211H44ZM204 210V211H203ZM208 210V209H207ZM217 210V211H216ZM239 210V211H238ZM254 210V211H253ZM2 211H4L5 213L3 214V212ZM36 213H35V212ZM201 211V212H200ZM2 212V213H1ZM11 212V213H10ZM23 212V213H22ZM25 212V213H24ZM29 212H31V210L29 211ZM46 212V213H45ZM204 212V213H203ZM213 212V213H212ZM216 212H217V214H216ZM243 212V213H242ZM199 213H200V215H199ZM203 215H202V214ZM7 214V215H6ZM21 214V215H20ZM24 214H26L27 215V219H26V215H24ZM184 214V215H183ZM193 214V215H192ZM196 214H197V216H196ZM216 214V215H215ZM183 215V216H182ZM186 215V216H185ZM195 215V216H194ZM240 215V216H239ZM244 215H246L245 216V218H244ZM247 215H251V217H249V216H247ZM3 216H5L4 218H3ZM22 216H24V218L22 217ZM41 216V217H40ZM47 218H46V217ZM205 216V217H204ZM214 217V220H213V217ZM216 216H218V217H216ZM235 216V215H234ZM243 216V218L245 219L244 221H243V218L241 219V217ZM37 217V218H36ZM38 217H40V219L38 218ZM43 217H45V218H43ZM252 217H253V219H252ZM31 218H32V220L33 221H31ZM42 218H43V220H42ZM53 218V219H52ZM208 218V219H207ZM210 218V219H209ZM1 219H2V221H1ZM196 219V220H195ZM198 219V220H197ZM205 219V220H204ZM216 219V220H215ZM219 219V220H218ZM222 219V220H221ZM227 220V221H225V220ZM28 222H27V221ZM35 220H36V222H35ZM228 220H229V222H228ZM240 220V221H239ZM249 220V221H248ZM3 221H5V222H3ZM7 221V222H6ZM25 221V222H24ZM29 221L32 223V226H34L33 228H32V226H31V224L29 223ZM207 221V222H206ZM210 221V222H209ZM222 221V222H221ZM231 221V222H230ZM234 221L236 222V225L238 226H236L235 225V223H234ZM258 221V222H257ZM8 222H11V223H8ZM23 222L24 223H26V225L25 224H23ZM55 222V223H54ZM178 223V225H176L177 223ZM200 222V223H199ZM205 222V223H204ZM224 222H226L225 224H224ZM233 222V223H232ZM237 222H238V224H237ZM253 222V223H252ZM260 222V223H259ZM261 222L263 223V225L261 224ZM27 223H29L30 224V227L27 225ZM57 223H56V225H55V227H56V230H58V229H60V231L59 232H61V229L63 228V227H61V224L59 223V225H57ZM174 223H176V224H174ZM203 223V224H202ZM221 223H222V225H221ZM230 223V224H229ZM6 224V225H5ZM189 224V225H188ZM229 224V225H228ZM262 226H261V225ZM24 225V226H23ZM48 225V226H49ZM48 226L46 225L45 226V230L44 231H46L47 230V228H48ZM182 226V227H181ZM206 226V227H205ZM221 226V227H220ZM243 226V227H242ZM0 227H2V226H0ZM20 227H25L24 229H28V231L27 232H25L24 233V229H23V232H22V230H20V229H22V228H20ZM27 227H29V228H27ZM48 228V231H49V229H51V228ZM57 227H59L58 229H57ZM177 227V228H176ZM181 227V228H180ZM196 227V228H195ZM204 227V228H203ZM214 227H215V229H214ZM261 227H262V229H261ZM20 228V229H19ZM194 230H193V229ZM217 228V229H216ZM224 228V227H223ZM34 229V230H35ZM64 229V228H63ZM62 229V230H63ZM179 229V230H178ZM51 230H54L55 231V229H54V227L51 229ZM51 230L49 231V232H51ZM180 230H184L183 232H185L186 234H184L182 231H180ZM193 230V231H192ZM207 230V231H206ZM215 230V231H214ZM20 231V232H19ZM48 231H46V233L48 232ZM53 231V232H54ZM63 231H65V229L63 230ZM9 234H8V233ZM32 232V233H33ZM52 232V233H53ZM187 232H189V233H187ZM202 232V233H201ZM208 232V233H207ZM17 233H21V234H17ZM24 233V234H23ZM41 233V232H40ZM61 233H63V232H61ZM61 233H57V231H56V233H53L52 235H56V234H58V236H61V235H64V234H61ZM27 234V235H26ZM43 234V233H42ZM41 234V235H42ZM48 235H50L51 233H47ZM59 234H61V235H59ZM66 234V233H65ZM204 234V235H203ZM208 234H209V236H211L212 237V239H211V237H209L208 236ZM21 235V236H20ZM44 235V234H43ZM214 235L216 236V237H214ZM12 236L14 237V234H12ZM23 236V238H25V239H22V238H20V237H22ZM26 236V237H25ZM29 236V237H28ZM57 236V235H56ZM16 237V236H15ZM65 237H67V239H65ZM189 237V238H188ZM17 238V237H16ZM61 238H63V236H61ZM196 238V239H195ZM64 239L65 240H67L68 242H70L69 240H71V238L70 237H68L67 236V234L66 235H64ZM208 239H210V240H208ZM238 239H241V241L240 240H238ZM197 240V241H196ZM212 240V241H211ZM72 241V240H71ZM207 241V242H206ZM211 241V242H210ZM236 241H238L239 242V244L237 245V243H235ZM195 242V243H194ZM214 243V247H213V243ZM221 242V243H220ZM244 243V246H242V244ZM53 244V243H52ZM215 244H216V247L218 248H220V249H217L216 248V250L218 251H216V250H213V249H215ZM223 244V245H222ZM55 245V244H54ZM77 246L75 247L74 245V247L73 246H70V244H68V248H69V250H68V248H64V252H65V255H68V256H66V257H68V258H65V260L67 259H69L71 256H73V258H75V262H74V259L71 257V259H69V260H71V263H70V261L68 260V261H66V263H70V264H74V263H76V262H79L78 264H88V261H87V259H86V255H85V253L87 252V251H85V246H83V245H80V247H79V244H76ZM218 245V246H217ZM235 245V246H234ZM239 245L241 246V247H239ZM70 246V247H69ZM81 246H82V248H81ZM206 246V247H205ZM239 247V248H237V251H236V247ZM12 247V246H11ZM67 247V246H66ZM203 247V248H202ZM223 247V248H222ZM225 247V248H224ZM79 249L80 248V250H79V252L78 253H76L77 252V249ZM84 248V249H83ZM163 247H160V246H156L155 248L154 247H151V250H153V251H151L150 249V251L148 250V253H150V255L152 256V258H154L155 260H159L160 259V257L161 258H163V249H162ZM206 248V249H205ZM241 248V249H240ZM72 249H75V250H73L72 252H68V251H70V250H72ZM155 249H159V250H155ZM211 249V250H210ZM240 249V250H239ZM82 250V251H81ZM155 250V251H154ZM220 250L222 251V252H220ZM242 250V251H241ZM263 250H264V246H263ZM80 251H81V255L79 254L80 253ZM84 251H85V253H84ZM157 251V252H156ZM160 251V252H159ZM209 251V252H208ZM216 251V252H215ZM232 251H234V253L232 252ZM245 251V253H243ZM153 252V253H152ZM237 252H239V253H237ZM241 252V253H240ZM71 253V254H70ZM154 253H156V254H158V255H160V257H158V255H154ZM160 253V254H159ZM221 253V254H220ZM224 253V254H223ZM236 253V254H235ZM162 254V255H161ZM223 254V255H222ZM232 254V255H231ZM243 256H242V255ZM41 255H43V253H41ZM40 255V256H41ZM76 255V256H75ZM78 255V256H77ZM81 257H80V256ZM84 255V256H83ZM165 255V254H164ZM210 255V256H211ZM218 255V256H217ZM43 256H45V255H43ZM43 256H41V258L43 257ZM226 257V259H225V257ZM234 256H237L238 258H236V257H234ZM242 256V257H241ZM38 257H39V255H38ZM80 257V258H79ZM155 257H157V259L155 258ZM222 257H223V259H222ZM241 257V258H240ZM78 258V259H77ZM83 258V260H81ZM219 258V259H218ZM244 259V261H242L243 259ZM247 258V259H246ZM39 259V260H38ZM36 258V259H34L35 261H33L32 262V260L31 261H27L28 262V264H37L38 262V264H44L43 262V260H44V257H43V260L41 259V261H40V257L39 258ZM80 259V260H79ZM237 259H239V263H238V260ZM38 260V261H37ZM77 260H79V261H77ZM227 260V261H226ZM73 261V262H72ZM223 261H225V262H223ZM237 261V262H236ZM242 261V262H241ZM250 261V262H249ZM27 262H26V260H25V262H22L21 264H27ZM42 262V263H41ZM77 264V263H76Z\"/></svg>","mask_w":264,"mask_h":264}]
</instances>
